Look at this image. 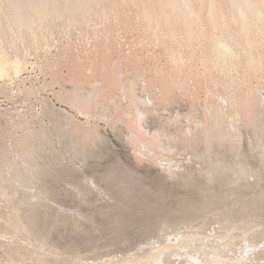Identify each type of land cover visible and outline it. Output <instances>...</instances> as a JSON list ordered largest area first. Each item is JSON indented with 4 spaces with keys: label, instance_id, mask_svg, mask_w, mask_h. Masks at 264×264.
Returning <instances> with one entry per match:
<instances>
[{
    "label": "rangeland",
    "instance_id": "obj_1",
    "mask_svg": "<svg viewBox=\"0 0 264 264\" xmlns=\"http://www.w3.org/2000/svg\"><path fill=\"white\" fill-rule=\"evenodd\" d=\"M148 2H151V1H148ZM148 2H147V4H149ZM127 4H129V2L123 3V5L126 6L125 7L121 3V8L124 7L123 9H125V8L128 9V11H127L128 14H126V9L123 10L120 8V6H117V8L115 7L116 12L118 10V7H119V10L121 9L120 12L121 11L125 12V13L121 12V15L124 14V16H122L120 18L121 20L124 19L123 20L124 23L119 21L120 20L119 17L121 16L119 10L117 12V14L119 13L118 14L119 16L117 15L116 17H118V18H116L114 16L116 14L115 9L112 11L113 8L110 5H107V3L104 5L102 4L101 5L102 7L100 6L97 8H99V9L101 8V10L107 9V11H108L110 8L108 9V8H103V7L105 5H106V7L110 6L112 8L110 11L113 12V14H114L113 18L115 20L117 19L120 22V24L117 20H116L117 22H115V21H113L114 19H112V20L109 19V18H111L110 15L112 16L110 11H109L110 14L106 12L108 14V15H106V13L103 12V10H102L103 13H100L99 11H101V10L98 9L97 12H99L98 13L99 15L95 14L94 15L95 17H93L92 21L90 20L89 16H93V15L91 14V15L87 16L88 19L86 18V21L88 22L90 20L87 23V25H90L89 23L92 22V24L90 26L94 27V28L90 29V30H92L91 31L92 34L96 31L94 33L95 35L94 34L93 35L97 36L96 35V33H98L97 31H99L100 34L102 32H104L105 33V34L103 33L104 35L103 34H101V35L98 34V35L105 36V37H100L101 39L103 38L105 40V42L103 39L101 40L99 37H97V38L92 37L90 30H88L89 27L87 25L83 27V25L86 24V22L83 23L82 26L78 22L79 27L83 28V29H80L78 27L81 30L78 32L76 30L78 28L72 27L74 24H77V23H74L72 26H69V27H67V25H66L68 23H65V22H64L65 26L63 25L64 24L63 22H62L63 24L61 22H60L61 24H58V25H61L63 27H61V26L59 27L58 25H56L59 27V29L64 28V27H66L68 30L71 29V32L67 30L68 31L67 34H69V35L73 33L74 29H72V28H75V30H76L75 33L76 32L77 33L83 32L82 34H85V32H86V34L89 35L87 32V30H88L89 33L91 34V36L89 35V37L86 36V34L85 35L79 34V35L83 36V37L81 36V38L79 39V35L77 33L76 34L73 33L72 37L69 36L71 38V40L68 37V41H70V42H66L67 39H65V37H67L66 36L67 34L65 33V31H64V33L66 35H63L61 31H60L61 33L60 32L54 33V31H56L55 30L56 27H54L55 28L54 30L48 31L49 33L51 32V34H49L46 30H44L49 34V37H52V36H50V35H52V33H53V36L55 34V36L52 37V39L48 37L49 39H51L49 41H48V38L46 39L47 36L45 35L46 37L44 36L43 38H44L45 42L47 41L46 43L44 41H43L44 42L43 43L40 40V42H42L45 45L49 42L47 44V46H50L49 45L50 43L54 44L53 46L51 45V48L48 47V49H46L47 46H45V49L48 52V54L45 50H43V51H45L46 53L41 50V46L43 47L44 45H42V43H40L37 39L34 40L35 38H33L32 36H31L32 38L30 36H28L31 38V39L30 38H28V39L30 41H33L32 46H31V43L28 42L27 37H25L26 40L21 39V40H19L20 42L18 41L20 44H24L26 47H24V45H22V47L20 48L19 44L17 42H15L19 46V47L17 46V48H18L17 52L20 51L19 54L17 53L19 59L17 57L16 58L18 60L22 59L24 61H22V60L18 61L19 67L21 68V69L19 68V70H21V71H19V73H17V75L8 74V76L6 75L7 77L5 76L6 78L1 77L2 79H0V163H2L4 158L9 159V157H11V158L13 157L14 161H12L13 159H11V162L14 163V167L16 166V168H18L20 171L23 169L22 171L26 172V173H23L24 176H27V175L31 176L32 175L31 171L33 169V166L35 167L33 169V170H35V172H36V168H37V171H38V169H42V170L44 169L43 161H41V159H40V158H43V157H41V155L43 153L47 152L45 154L46 158H48L47 156L50 155L49 159L51 160V158H52L51 154H53L52 152H54L53 157L57 156V160L59 162L62 160L61 164H62V162H65L66 165L72 163L71 165H68V166L70 167V170L72 168L75 169V172H73L72 171L73 169H72L71 171H67V174H66V171H64L65 168H63V166L65 167V165H64L65 163L63 165L60 164L61 167L63 168V172H64L63 174H57V175L53 174L51 177H48L46 179L44 178L43 180L38 178L36 181H33V179H30V178H34V177L37 178V175L36 176L32 175V177H30V178H29V176L25 177V178L30 179V181L34 182V184H37V182H38V186L37 185L35 186L33 184V186H35L37 188L32 186L33 191H31V190L29 191V189L28 190L24 189L25 191H22L23 189L22 190H20V189L23 187H21L22 185H20L21 188H19V187H18V189L14 188L15 189L14 193L12 192L13 190L10 191L9 189L7 190V188H6V185H8L7 187H9V184H7L8 182L6 181V179L7 178L9 179V176L11 174L10 171L6 172L8 175L7 177L5 176L4 172H3V174H2V172H0V175L1 174L4 175L3 177L0 176L1 178H4V180L1 178L0 179L5 181V182H2V184L7 182L6 185L5 184L3 185L4 186L3 190L6 189L8 191V193H7V191L5 193L6 195H8L7 197L8 198L14 197V195H16V194H18V195L21 194L19 196L16 195L14 197L15 199L13 198L14 199V201L12 203L13 205H11V203L9 205H7L8 198L7 197L5 198V196H6L5 194H4V198H3V196L2 197L0 196V219H1V221H0V264H133V263L134 264H167L169 262V260H170L169 264H173V263H171V260L173 261V258H174V264H176V263L180 264V262H182L183 264H201V261L202 262L204 261L203 264H205V262H207L208 264H230L228 262H232L231 264H264V242H262L264 240L263 239L264 234H262L264 232V225H261L260 227L258 226L261 223L260 222L258 224V222L260 220L262 221V223L264 222V201L259 204V203H257V200H255L253 198L255 195L256 196L260 195L259 193L262 190V188L264 187V183H263L264 182V166H261V163H262L261 156L264 154V149L261 147V144H263V140H264V134H263L264 128H263V132L261 134L263 136H260V134L258 135V132L262 131V130H260L262 128V126L259 128V131L255 130V129H258L257 126L259 127V125H257L256 128H255V125H254V127H250L254 124V123H252L254 121L253 118L257 117V114H253V113L258 112L261 115H262V113L264 114V111L259 112L260 108L261 109L264 108L263 107L264 106V104H263L264 103L263 102L264 101V98H263L264 97V87H261L264 85L262 84L260 86V84L263 83V80H264V66L262 67V65L264 64V62H263L264 61V55H263L264 53H261L260 52L261 50L258 51V49H262L264 47V43L262 44V42L260 40H258L260 37L257 38L256 42H254V45L258 47V49L256 51H258L259 55L262 54V56L260 55L261 57H258L257 56L258 54L255 50H254V52H256V53H253V55L255 54L254 56H256V60L258 58L262 59V57H263V59H262L263 61L261 59H260L261 61L258 59V61H260L262 63V64H258L262 68V73L260 72V75H258L259 71L258 72L256 71V70H259L260 68L253 71V69H255L256 65L254 64V66H250V65H248V63L246 64L245 61L243 62V60H241V58L238 57L239 54L233 56V58H234L233 60H235V58L237 57L236 58L237 63H236V61H234V63H236V66H235L236 68L234 67V70L232 69L233 68L232 66H234L235 64L233 63V60L231 58H228L229 60L227 59L228 63H226V60L224 61V63L229 64L232 60L231 63H233V64H229V68L231 67L230 73L232 72L235 75V78H236L235 79L234 75L232 73H231V75L230 74L225 75L226 72L228 73V71L225 70V69L228 70L227 65H224V66H227V67H224L223 66L224 63L223 64L220 63L221 64L220 65V64H217L218 61H216L215 64L213 63L214 61L212 62L211 57L209 58V56H210L209 52L206 51L208 49L207 46L205 48L206 50H204V48H203V47H205V44H204L205 42L200 43L199 41H195L197 43V44H195V42L192 41L194 44L191 42V45H189L190 42L186 43L183 40L181 41V38H179L178 35L176 34V32H177L176 26H175L176 32L173 31L174 30L173 27H174V25H176V23L173 24V22H175V21H173L175 18L173 17V14H171V13H173L172 11H170L171 13L167 12V13L171 14V15H169V17L172 16V17H170V18H172L171 19L172 21L170 19H168L169 17L166 18L167 21L170 20L172 22L171 23L169 21L170 23H167L169 25L171 24L170 27H168L167 24L164 23L165 22L164 21L163 24H164V26L167 27V29L166 30L163 29L164 26H162L163 24L161 22V24H162L161 28L163 27L161 29V32H162V30L167 31L170 28L169 30L171 32L175 33V36L173 37L172 40H169L167 37H165V31H163L161 34H163V36L165 37V40L163 38V40H161L163 42L160 43V41L157 42V40L163 36L160 35L161 36L160 37L158 35L159 37L157 36L158 37L157 40H156L157 37L155 38L153 36L155 39L152 38V36H151L152 33L148 34L149 29L147 30V28H146V30H144L146 23L145 22L143 23V21L141 20V17H139L140 16V14H139L140 10L138 8H136V5H134V4L130 3L133 7H131V5H127ZM150 5H152V4L150 3ZM150 5L149 6L146 5V6L151 7ZM127 6L128 7L130 6V9L127 8ZM134 6H135V8H134ZM152 7H153V5H152ZM131 9H133V10L135 9L134 10L135 12ZM129 10H130V12H129ZM136 10H137V12H136ZM131 11H133L135 15L136 14L139 15L138 16L139 20H140L139 23L137 22V21H139V20H137L138 19L137 15H136V17H137V19H136L134 14H132ZM129 13H131V15H132V17L129 16L131 18L130 19L131 21L129 20V18L127 19L125 17V15L126 16L130 15ZM97 15L98 16L104 15L103 18L104 17H106V18H104V20H102L103 18L100 16L99 18L102 21H98L99 18L97 17ZM133 16H134V18H133ZM94 18H96V20ZM47 20L49 23L52 22L50 19H47ZM105 20L106 21L108 20L107 21L109 23L108 25L106 24L107 22H105ZM94 21L95 22L98 21L99 24L101 23L100 25L97 23V27H99L105 23V25H103V27L105 26L107 28V33H106V31H104V29H106L105 27H104V29H103V27H100L98 29L96 27L97 30L93 31L95 29V26H96V25H94L95 24ZM126 22H127V24H125ZM129 22H133V23L131 25H129ZM197 22L201 23L202 21L197 20ZM110 23L114 24V25L116 24L117 26L116 25L110 26ZM51 24L53 25V23H51ZM133 24H134V26L135 25L136 26L134 27ZM172 24H173V26H172ZM194 24L198 25L197 23H194ZM204 24H206V23H204ZM92 25H94V26H92ZM196 25H195L196 28H200L199 27L200 24L198 27ZM226 25L227 24H225L224 26H226ZM74 26H76V25H74ZM118 26H119V28H118ZM138 26H140V27L144 26V27L141 29ZM171 26H172V29H171ZM203 26L205 27V25H203ZM110 27H115L114 29H116V30L113 31L112 30L113 28H110ZM227 27H229V25L226 26V29H227ZM49 28L47 27L45 29L48 30ZM52 28L53 27L51 26L50 29H52ZM85 28H86V31L84 30ZM130 28H132V30L134 29L133 32ZM59 29L57 28L58 31H59ZM100 29H101V32H100ZM108 29L112 30V31L110 30L111 32H109V33H112V32L115 33L116 31L117 32L119 31V32L118 33L116 32L115 34L114 33L109 34ZM231 29H233V28H231ZM82 30H84L85 32ZM122 30L123 31L125 30V31L123 32ZM141 30H142V32H141ZM200 30H202V29L200 28ZM62 31H63V29H62ZM144 31L148 32V33L146 32L148 34V38H149L148 40L151 41V38H152L151 42L147 40V37H146L147 34H145ZM139 32H141V33H139ZM150 32H152V31L150 30ZM230 32H232V30ZM57 33L58 34L60 33L59 36ZM135 33H136V35H135ZM142 33H144V34H142ZM106 34H108V35H106ZM139 34L142 36H140ZM235 34L236 33H234V36L237 37V35H235ZM75 35L77 38L72 39L75 37ZM143 35H145V36H143ZM230 35H231V33H230ZM230 35H229V38L233 37V35H231V36ZM114 36H116V37L114 38ZM129 36H130V39L132 38L131 40H129ZM150 36H151V38H150ZM176 36H177V38L180 39L182 44L180 41H177L178 39L175 40ZM9 37L10 38H8V37L6 38L7 42L6 41H5V43H4V41L2 42L4 44V45H2L3 49L8 48L10 42H14V41H12L13 37L12 38H11V36H9ZM56 37H58L57 39H58L59 43H58V41L55 42L56 39H54V38H56ZM87 37H88V39H87ZM94 38H95V40H94ZM85 39H86V41H85ZM108 39L109 40L111 39V40L109 41ZM123 39H124V41H122ZM140 39H142V40H140ZM153 39L155 41H153ZM231 39L234 41L235 38L233 37ZM22 40L27 41V43H24L25 41L23 42ZM73 40H75L76 42ZM80 40L82 42L79 44ZM89 40H91V41H89ZM99 40H101V41H99ZM114 40H115V42H114ZM168 40L173 41V42L169 43ZM232 40H231V42H232ZM235 40L238 41V38H236ZM34 41H38L41 46L37 42H34ZM52 41H54V42H52ZM84 41H85V43H84ZM174 41H177L178 44L175 43ZM258 41L262 45L258 44L259 43ZM262 41H264V39ZM152 42H153V44L151 45ZM231 42H229V43L232 45ZM6 43H8L7 44L8 46L6 45ZM35 43H37L40 47H38ZM105 43L109 46L112 44V46H110L111 48L108 46L110 48V49H108V47L106 46ZM114 43H115V46H113ZM173 43H175V45ZM198 43L200 44L199 45L200 48L198 47ZM236 43H239V42H235L234 45H237ZM241 43L243 44V42H241ZM11 44L12 43H10V45ZM92 44H94V45L91 47V49H92L91 50L90 46ZM148 44H149V47L147 46ZM155 44H157V45L160 44L159 45L160 47H158ZM256 44H258V45H256ZM95 45H96L97 49H96ZM184 45H185V47H184ZM206 45H208L207 42H206ZM259 45L263 46V47L260 48ZM60 46H62V47H60ZM165 46L167 48H165ZM180 46L183 49H181ZM190 46L192 47V51H187L188 47H189V50H191ZM10 47L11 46H9V49H11V51H12V49L14 47L13 48H10ZM34 47H37L38 51H41L40 52L41 54ZM52 47L55 51L52 49ZM93 47H95V48H93ZM113 47L116 48L115 51H114ZM163 47H164V51H162ZM195 47H197V49ZM231 47L233 48L234 46H231ZM235 47H237V46H235ZM235 47L233 48V50L236 49ZM257 47H255V49ZM39 48H40V50H39ZM59 48H61V49H59ZM143 48H145V49H143ZM253 48H254V46H253ZM3 49H2V51H3ZM171 49H173V51ZM176 49H177V51L181 49L180 50L181 52L180 51H178V52L180 54L183 53L185 56L182 54V55H180V57H178V60H179V61H177L178 64H176L177 58H175V56H174V58L176 59L175 60L172 57L174 60L172 58H171V60L175 61V63L173 62V64L174 65L176 64L175 66H172L171 65L172 61L170 60V57H168V55H169L168 53H170V56H172L171 53L174 55V53L177 52ZM195 49H196V51H195ZM263 49H262V52H264ZM6 50H8V49H6ZM13 50H14L13 52L16 54V52H15L16 46ZM57 50H58V52H57ZM78 50H80V52L83 51V54L82 53L80 54V52ZM90 50L92 53L96 52L97 56L95 54H91ZM103 50H104V52H103ZM198 50L201 51V54H199L200 52ZM202 50H204V51H202ZM8 51H9V53L11 52L10 50H8ZM125 51L127 52V54ZM170 51H172V52H170ZM236 51H237V49L234 52H236ZM3 52L6 54L5 50ZM34 52H36L37 54ZM178 52L176 54H178V56H179ZM191 52H193V53H191ZM194 52H196V53L194 54ZM203 52H204V54H203ZM205 53H208L209 55L205 54ZM15 54H13V53L11 54L14 57L11 56L10 54H9V56H7L8 54H6L5 56L8 57V59H11V57L15 58V56H17ZM49 54H51V55H49ZM103 54L106 56L107 60H106V58L104 59L105 56ZM236 54H237V52H236ZM71 55L72 56L74 55V56L72 57ZM101 55L104 57H102ZM195 55H197V57ZM200 55L201 56L205 55L204 56L205 59L207 56L208 57L207 59H210V61H211L210 65H212V63H213L216 67H213V70H212L211 67L213 65L210 66L208 64L209 61L202 59L204 57H201ZM37 56H39L41 62L43 60V63L40 62L41 65L36 62L39 60V58ZM47 56H49V58H47ZM78 56H79V58H78ZM90 56L93 58H98V59H92ZM100 56L102 57L103 62L100 61L101 60ZM187 56H190V57L187 58ZM191 56L194 58H192ZM41 57H42V59H41ZM163 57L166 58V60ZM167 57L169 58V60ZM176 57H177V55H176ZM44 58L47 60H45ZM50 58L53 62L50 61ZM65 58L68 62L65 60ZM180 58H181L182 62L180 61ZM58 59H60L62 62L63 61L64 62L62 63ZM198 59H200V60L202 59L201 62H198V61H200ZM44 60H45V62H44ZM83 60H85V61H83ZM93 60H95V63L93 62ZM65 61L67 62V64L65 63ZM70 61H71V63L69 64ZM73 61H76L77 63L76 62L73 63ZM79 61H82V63ZM20 62H23V63H21V66H20ZM78 62H79V64H78ZM87 62L88 63L90 62L89 64L91 66L88 65ZM91 62L93 65L91 64ZM135 62H137V63H135ZM194 62H195V64H194ZM255 62H257V61H255ZM35 63H37V64H35ZM83 63L84 64L86 63V65H84ZM187 63H188V65H187ZM238 63H240V64L238 65ZM80 64H82V65H80ZM95 64H96V66H94ZM192 64H194L195 66ZM204 64H205V66H204ZM244 64H246L248 66H244ZM38 65H40V66L38 67ZM49 65H51L50 66L51 68L48 67ZM170 65H171V67H170ZM198 65H199V67H200V65H202L203 67H200V68L196 67ZM258 65H257V67H258ZM46 66H47V68H45ZM77 66H79V67L76 68ZM80 66H81V68H80ZM181 66H182V69H181ZM207 66H209L210 72L208 71V68H206ZM222 66H223V68L221 69ZM237 66H238V68H237ZM42 67H44V69L41 71L40 69H42ZM72 67H74L73 68L74 72H73ZM166 67H167V69H166ZM173 67H174V69H173ZM175 67L176 68L179 67V68H177L175 70ZM240 67H242V68L240 69ZM247 67H248V69L246 70ZM251 67L252 68L254 67V68L252 69ZM79 68H80V70H79ZM97 68H100L101 71ZM102 68L105 69L106 71L102 70ZM106 68H108V69H106ZM160 68H162L164 71L160 70ZM184 68H186V70ZM196 68H198V69H196ZM201 68L202 69L206 68L207 70L205 69L202 71ZM85 69H88V70H85ZM90 69H91V71H90ZM157 69H158V71H157ZM191 69L192 70L194 69L193 70L194 72L193 71L191 72ZM242 69H243V72L241 71ZM251 69L253 72L256 71L254 73V76L256 75L255 77H256L257 82L255 79H253L255 77L252 76L253 72L250 71ZM76 70H78L77 71L78 73L75 72ZM82 70H84V71H82ZM113 70H114V73H116L117 75H115V74L113 75V72H112ZM150 70H151V73H153V72H155V73L149 74ZM170 70L173 72H170L168 74V72ZM188 70H190V71H188ZM196 70H197V72H196ZM221 70H222V72H221ZM232 70L237 71V74H235ZM238 70H240V72ZM71 71L73 74L71 73ZM79 71H82V72L79 73ZM88 71H89V73H88ZM160 71H161V73H160ZM181 71H183V73H181ZM207 71H208V73H210L209 75H208ZM223 71H225V72H223ZM85 72L87 74H84ZM97 72H99V73H97ZM106 72L111 73L110 76H108L109 73H108V75H106L107 74ZM214 72H216V73H214ZM101 73H102V75H101ZM177 73H179V74H177ZM201 73L204 74V75L202 74L203 77L204 76H206V77H204V78L201 77L202 76ZM221 73H224V74H221ZM242 73L246 74L247 80L250 83L246 80L245 74L243 75ZM82 74H84L86 76H83ZM89 74H91V75H89ZM160 74H162L164 77L161 76ZM190 74L194 75V76L191 77V76H189ZM139 75H141V76H139ZM142 75H143V77H142ZM168 75H169V77H170V75H172V76L169 78ZM176 75H177V77H176ZM197 75H199V76L201 75V76L199 77ZM214 75H217L216 76L217 78L214 77ZM236 75L239 77H237ZM79 76H81V77H79ZM90 76L92 79L94 77L93 81H95V82L92 81ZM102 76L107 77V78H104ZM111 76L113 78H111ZM146 76H148V77H146ZM160 76L162 78H160ZM207 76H209V77L207 78ZM258 76L261 77V79H259ZM84 77H85V80H84ZM114 77H116V79ZM167 77H168V79H167ZM172 77L173 78L176 77V79L174 78L175 79L174 80V79H172ZM178 77H182V78H178ZM184 77H186L185 80H183ZM194 77H195V80H197V83H199L198 85H200V84L203 85L205 83L204 84L205 86L200 85V87H201V89H200V87L196 84V81L194 82ZM228 77H229V79H228ZM230 77L232 78V80ZM79 78H80L81 83L79 81ZM95 78L97 80H95ZM201 78H202V81H201ZM210 78H212V80H214L215 82L210 80ZM5 79H7V80H5ZM113 79H114L115 83L113 82ZM164 79L165 80L167 79V81L165 82ZM217 79H219L220 81ZM234 79H235V81H234ZM241 79H244L245 83L242 82ZM71 80H73V81H71ZM88 80H90V81H88ZM205 80H206V82H205ZM216 80H217V82H216ZM236 80L238 82H236ZM240 80H241V82H240ZM259 80L260 81L262 80L261 83ZM84 81H87L88 85ZM169 81H171L170 82L171 85L169 84ZM185 81H187V82H185ZM207 81L210 83H208ZM223 81H226V82H223ZM72 82H74L75 84H73ZM190 82H191V84H190ZM212 82H214V83H212ZM220 82H222V83H220ZM227 82H229V83L232 82V83H230V87H229L230 90H232V89H233V91H234V89L237 90V92H235L236 90L234 91L235 96L239 92H241L242 90L244 91L245 87L251 86L254 88V86H257V87L260 86L259 90H256V89H254L255 91L253 90L256 93H254V92L251 93L250 90H252V88L251 89L246 88L248 91L245 90L248 93L250 92L251 94L258 96L257 99L261 105L257 104V103H254V105L257 104L259 110H257V112H255L257 106L255 107L253 105L254 99L257 100L256 99L257 96H255V98L253 97L254 98L253 99L252 95L249 94L253 100L251 99L252 101L250 100L248 102V100L250 99V96L246 92H244L245 98L247 95L249 97V98L248 97L246 98L248 104L250 103L251 105H253V107H252L253 109L252 108H250V109L254 111V112L250 111L248 108L246 110V112L248 111L250 113H248V115L245 114V111H244L245 109L243 108V106L246 104L245 108H247V102L246 101L242 102L244 104L241 106L240 104H242V103L239 102V104H238V100H237L239 98H242L241 96L239 97V95H237L238 97H236V99H235V97H233V95H234L233 94L230 97L229 95H230L231 91H229V89H228V91L227 90L225 91V89H227L229 86L228 85L229 83L227 84ZM233 82L236 83L237 87H235V84ZM79 83H80V85H82V88H80L82 92L80 91L79 93H77L76 91L80 90V89H78V87H81V86H79ZM82 83H84V84H82ZM108 83H112V84H108ZM164 83H167V85ZM91 84H94L93 86H95V87L89 86ZM163 84H164V87H166V88L168 87V89H166V88L164 89V87L162 86ZM184 84H186L188 86V90H187L186 85H184ZM195 84H196V86H195ZM225 84L228 85L227 88H225ZM108 85L109 86L112 85V86L107 87ZM113 85H114V87H113ZM217 85L222 87L223 90H222V88H220ZM76 86H78V87H76ZM170 86H172V87H170ZM175 86L177 87V89ZM183 86H185V88H183ZM193 86L196 88H194ZM208 86L209 87L211 86L209 89H211V88L213 89V90L212 89L211 90H212V93L215 92V93H213V94H215V96L213 94H210L211 90L207 89ZM238 86H240L241 88L240 87L238 88ZM96 87L100 90H102V89L103 90L97 91ZM169 87L171 88V90ZM178 87L180 90H178ZM213 87H215V89ZM203 88H205L207 90V92L205 89H204L205 90L204 91ZM83 89H86V90H83ZM182 89H184V90H182ZM238 89H240V90H238ZM162 90L163 91L165 90V91L163 92ZM222 91H224V92H222ZM243 91L241 92L242 96H243ZM259 91H261V95H260ZM83 92L88 94L87 97L85 96V98H87L88 100L85 99L86 102L83 104L84 107L83 106L80 107V105H81V104L79 105L80 97H77V98H79V99H77L79 103L76 100L78 106H77L76 102H74L75 101L74 97H75V95L84 96ZM94 92H95V94H96V92H97V94L100 92L101 93L98 95L93 94L94 97L90 96ZM165 92H166V94H165ZM205 92H206V94H205ZM226 92H228V93H226ZM80 93H83V94H80ZM203 93L206 96L203 95ZM245 93L247 95H245ZM219 94H221V95H219ZM207 95H209L210 97ZM225 95L229 96L230 99L228 97H226V99H222ZM95 96L96 97L98 96V97L96 98ZM219 96L221 98H218ZM260 96H261V98H260ZM208 98H209V100H208ZM227 98H228V104L226 107L225 101L227 102ZM245 98L243 99V101L245 100ZM75 99H76V97H75ZM233 99H235V100L233 102H230V104H229V100L232 101ZM219 100H220V103H218ZM239 101H241V100L239 99ZM236 102L238 105L236 104ZM231 103H233V104L235 103L234 106H232L233 104L231 105ZM74 104H75V106H74ZM76 106H77V108L78 107L79 108L77 109ZM213 106L214 107L217 106L218 110H219V107L222 108V109L220 108V110H222V111L224 110L221 113H223V115H224L223 117H225V121H226V118L228 119L230 116L236 117L238 115L235 118L236 120L235 119L233 120L234 117L232 118L233 122L230 121L229 119H228V121H226L227 124H229V125H231L234 122H235L234 124H236L237 122H239L240 125L242 123L244 124L246 120H247V122L250 120L248 118V117H250V114L251 113L253 114V117L252 116L250 117L252 122L249 121L252 124L250 125V123L248 122L250 126H247V128L250 127V129L249 128L247 129L249 133L248 132L246 133L247 130L245 128L246 125H248V123L246 125H244L245 127H243V125H242V127L246 130L245 131L243 128H241L243 130H241V129L240 130L243 133L240 132V130H238L240 128L239 127L240 125H238V123H237L238 126L234 125L235 127L237 126L236 128L239 127L237 129L240 132L239 134H238V131L237 132L235 131L236 129L232 124L233 132H236L237 133L236 137L239 138V140L237 139V142H238V143L236 142L237 144H235V142H233V143H234V145H236V146L238 145L240 147L238 148V146H237V148H232V146L234 147V145L232 144L231 140H229V142H231V143L228 142L229 138L225 139V141L227 140V144L225 141H224L225 144L224 143L223 144H224V146L227 145V147L230 149L231 148L236 149V150L246 149L244 151V153L245 152L247 153V151L249 149L250 150L252 149L251 151L249 150V152H251L253 154L252 155L250 153V155L252 157L251 163L255 167H256V165L260 166L259 169L257 167L258 171L261 169L260 170L261 172L259 171L261 173L260 177L258 178V180H256V181L254 180L255 182L253 181L254 187H255L254 190L253 189L251 190L250 188H248L249 187L248 185H249L250 181H252V180H250V179H249V181L248 180L247 181L241 180L242 182L240 181L241 183L238 184L239 187L238 186H236V187L232 186L233 187L232 192L235 195H239V196H241V198H243V197L244 198H243L242 202L234 203V204H237L233 207L234 210L228 206V208H231V212L227 209H225L226 211H224V207L222 208L223 209L222 210L220 208L222 206H219L218 208L221 209V211H222V212L220 211V213H219V210L218 209L216 210L217 206H212L211 210L208 211L209 213L208 214L205 213L207 216L206 215L204 216L203 215L204 213H203L201 215L202 217L200 216L199 220H198V216L194 217L195 219L197 218L198 222L192 220L193 223L188 222V224L185 225L186 222H185V220H183V224L181 222L182 225H180L179 224L180 221H177V222L175 221V223H174V221L168 220V221L174 223L173 226H175V225H177V226L179 225V226L173 227L172 230H174V231H170L171 228L169 229L167 227H164L166 229H164L163 227L162 228L156 227L158 229L154 230V232H152L153 230L150 232L146 231L147 233L143 232V233L147 234V235H143V236L149 237L150 238L149 240L144 238L142 236V234H138V233H141L142 231H139L137 229L132 230L133 233L129 232L126 234L127 235L126 238H128V239L124 238V240H122V238L126 236V235L124 236V234H123L121 241L118 240V237H120V235H117L118 236L116 238L117 240H115V236L112 235L113 232H110V231L108 232L107 229H104L105 223L103 222L104 219H106V216H107L106 213L109 210L115 209V202H114V200L113 201L111 200L112 199L111 196H109L108 194L106 195L105 191L107 190V188H106L105 183H103V175H105L108 168H110V167L116 168L117 166L118 167L120 166V167L124 168V169H122V168L121 169L126 171V172L130 169L128 172L131 173L134 176V178H136V180L139 177L138 181L142 180L140 183L143 182L142 185L144 187H146V188L150 187V189L155 190V191L160 189L159 191L163 192L162 195H159L158 199H155L153 195H149L148 198L155 203H160V204H163L166 206L174 205L176 203L177 197H179L180 195H181V197H179L180 199H182V197L184 198L185 196H187L188 198L186 197L184 199L190 198V196H191L190 193L191 192L193 193V190H192V188L191 189L189 188L190 190H192L189 193L190 190L188 189V187H186L188 190L185 189V186L182 184V182L185 181L184 179H187V182H189L188 179H190V182L188 184L191 185V184H195L196 181H199V182L202 181V183L204 184L207 182V180H209V179H211V177H213L212 178L213 180L211 179V180H209V182H212V185L215 187L213 189H211L212 186L209 184V182H207L209 185L207 183H206L207 185L205 184L206 187L209 186L211 190H214L216 188V185H219L218 184L219 182H217L218 179H216L215 176L212 175L209 177V179H207V176H208L207 171L210 168L207 163H208V161L210 162V158H212L213 153H214L213 155L218 156L219 154H216V152L217 153L225 152V151H222L225 149L227 152V151H230V149L227 150L228 148L227 147L225 148L223 146V144L220 143L221 141H217V138L215 139L216 136L212 137L213 140H211V141L208 138H207L208 141L205 140L206 139L205 136L207 135V132L205 134H203L204 131H206L204 129L205 128L204 125L206 123H204V122H206L207 120L205 121L204 118L205 117H206L205 119L209 118V116L213 115L214 112L217 111L216 109L215 110L212 109V112H211L210 108H214ZM224 106L226 107V109ZM237 106H239V107H237ZM240 106L244 110H241ZM259 106H261V107H259ZM202 107H203V109H202ZM204 107L206 110L204 109ZM217 107H215V108H217ZM248 107H250V105ZM227 108L231 109L230 114H233V115L229 114V111H228L229 109H227ZM202 110H204V111H202ZM225 110H226V114H225ZM234 110H235V112H234ZM131 111L134 113L135 116L133 115V113ZM209 111H210L211 115L209 114ZM81 112L84 114L82 115ZM206 112H208V113H206ZM217 112H215V113H217ZM227 112L229 115L227 114ZM238 112H241L240 113L241 115ZM127 113H130V115ZM204 113L207 116H204ZM221 113L219 111V115ZM141 114H142V116H141ZM260 114H258V118L262 119V116L259 117ZM131 115H133L135 117V119L133 118V120H132ZM138 115H140V118ZM225 115H227L228 117H226ZM242 115L243 116L246 115V118H248L249 120L246 119L245 116H244V118H245L244 119L242 117ZM130 119L132 122L130 121V123H129L128 120H130ZM139 119H140V123H139ZM134 120L137 121L139 124L137 122L135 124ZM221 120H222V117H221ZM225 121H223V123H225ZM228 122H231V124ZM262 122L264 123V121H262ZM124 123H126L127 125L128 124L130 125L133 123L131 125V127L128 126L129 129L131 128L130 130H133V131H130L129 129H127L128 127L126 124L124 125ZM202 124H204V125H202ZM256 124H257V122H256ZM225 125H226V123H225ZM262 125L264 127V124H262ZM132 126L134 128H132ZM177 126L179 127L180 130L177 129L178 128ZM197 127L199 129H197ZM136 128H137V131H136L137 134H135ZM181 128L184 131H181L182 130ZM251 128L252 129L255 128V129L252 130ZM42 130H46V132H47V133L45 132V134H47L46 137L42 136L41 133L44 134V131L42 132ZM53 130L57 134H54V132H52ZM48 131L50 133H48ZM139 131H141L143 136L146 137V139H145V137L142 136V139H141L142 145H141V143H139L140 137L138 136V134L142 135L139 133ZM199 131L202 133V136H201V133ZM24 132H25V134H27L29 132L32 135L29 134L31 136L27 137V135L25 136ZM39 132L44 139H46V138L52 139L53 138V140H55V141L47 140V139H46V141H48V142L52 141L50 143H52L54 146L52 144H50L52 146H49L48 143L45 142V140H43V138L40 137V135L38 134ZM51 132L53 135H52V137L51 136L49 137L48 135L51 134ZM177 132H179L180 135H185V134L186 135L180 137V135ZM184 132H185V134H184ZM250 132H252L253 134ZM210 133H212V134H210ZM210 133H208V136L214 135L213 134L214 131L210 132ZM34 134H37L39 136V138L45 142L44 143L42 141L45 144V146H44V144L41 145L42 143L39 144L41 141L39 139H37L38 136L34 135ZM240 134L242 135V137ZM248 134L249 135L251 134V135L249 136ZM254 134H255V136L263 137V140H261L262 138L256 137L257 143H255L256 140L252 141L254 138V137L252 138V136H254ZM22 135H24V136H22ZM56 135H58V136H56ZM132 135H133V138H132ZM19 136H22V138H19ZM33 136H34V138H36V139H34V141L38 140V144L40 145L39 148H37L39 146L38 144H36L37 141L34 142L33 139H31V137L33 138ZM54 136H55V138H54ZM137 136L139 137L138 142H137ZM208 136H206V137H208ZM248 136L252 140L250 138H248ZM185 137H186V139H185ZM243 137H246V138H244L245 139L244 141L242 140ZM17 138H19L21 140V142ZM24 138H26V139L30 138L29 140L33 141L31 143L29 141V143H26V144L30 145V144L34 143L33 146L30 145V147L32 146L31 148H33L32 150L30 147L27 146L30 149V151H29V149H28V152L26 151L27 154L29 152L33 151L34 149L36 151L39 150V152H37V153H35V151H34L33 152V153H35L34 155H32L31 153L29 155H25V152H23L25 150V148L23 149L22 148L23 146L21 147L23 149V151H22L23 156L25 155V156L30 157V158L29 157H27V158L30 159V161L28 160V162L31 163L32 167L29 165L30 163L28 164L27 159L24 156L27 164L30 166L31 171H30V169L25 168V167L29 168V166L28 165L25 166L26 163L23 161L24 160L23 156L22 157L19 156V155H22V152H19L18 151L19 148L15 146L18 142H20V143L28 142V139L27 140L25 139V141H24ZM16 139L18 142L15 144ZM203 139H204V141H203ZM210 139H211V137H210ZM248 139H250V141L253 142L254 144L258 145V143H259V145L257 146L259 149L257 148L258 150H255L256 148H254V147L256 145L252 146L253 143L250 144L251 142L249 143ZM212 141H215V142L217 141V142L212 143ZM71 143H72V145H71ZM203 143H206V145L207 146L209 145L210 147H207ZM217 143H219L220 147H218ZM228 143L231 144L232 146L230 145V147H229ZM246 143H248V144H246ZM18 144H17V146H18ZM26 144L24 145V147H26ZM136 144L141 146L142 149ZM34 145L36 146L35 148H34ZM69 145L74 147V148L72 147L73 148L72 151H71V146H69ZM135 145L137 147H135ZM19 146H20V144H19ZM157 146H159V147L162 146V148L160 149ZM262 146L264 147V144ZM155 147L158 148V151ZM205 147H207V149ZM221 147H223V149ZM40 148H41V150H40ZM152 148H155V149H152ZM47 149H48V151H46ZM143 149L144 150L147 149V152H148V150H149V152L153 150L154 152L152 151V153H155V154L153 155L151 152L150 153L148 152L149 154H147L146 151H144ZM232 149H231V152L234 151ZM74 150L77 152V153H75V155L73 154V152H75ZM141 150H143L144 152ZM209 150L212 152V154ZM213 150H215L216 152ZM14 151L17 155L13 153ZM17 151L19 152V154L17 153ZM43 151H45V152H43ZM140 151L143 153H141ZM208 151H209V154H211L209 156L210 157L209 159H208V153L205 154V152H208ZM136 152H138V153H136ZM231 152L230 153L228 152V155L232 154ZM249 152H248V154H249ZM40 153H42V154L40 155ZM145 153L147 154V157H146ZM156 154L158 156H156ZM260 154H261V156H260ZM15 155L18 156V158ZM45 155L43 154L44 157H45ZM58 155H59V157L62 156V157H60L61 160L59 159ZM148 155L150 158H148ZM197 155H198V157H197ZM63 156L65 157V159ZM15 157H16V159H15ZM155 157H156V159H155ZM19 158L22 159L21 160V161H23L22 164L19 162L20 161ZM152 158H154V159H152ZM67 159H68V161H67ZM15 160H16V162H15ZM57 160L55 159V161H57ZM163 160H164V163H163ZM39 161H41V162H39ZM18 162L21 165L20 167H22V165L25 164V165H23L22 169H20ZM32 162L34 164H32ZM38 163H40V165L43 167L38 168L40 166ZM36 164L38 165L37 167H36ZM61 167H59V169ZM118 167H117V169H118ZM24 168L26 171L24 170ZM68 168H67V170H68ZM205 169H206V172H205ZM28 170L31 173H29ZM42 170H40L39 172H41ZM27 172H28V174H27ZM68 172H70V174ZM37 173L38 172H36L35 174H37ZM204 173H206V175H203ZM82 175H84V176H82ZM203 177H205L207 180H204L205 178H203ZM179 178L182 182L179 180ZM181 178H183V180ZM199 179L200 180L202 179V180L200 181ZM192 180H193V182H192ZM91 182H92V184H91ZM243 182L245 184H246V182L247 183L249 182V183L245 187H242L241 184L243 185ZM80 183H81V185H80ZM2 184L0 182V187ZM102 184H104V187ZM196 184H197V182H196ZM251 185H253V184H251ZM40 186H41V188H40L41 193L45 194L44 197H43V194H41L39 190L37 191V189ZM87 186H88V188H87ZM196 186H198V184ZM14 187L17 188V185ZM9 188L12 189L11 187H9ZM83 188H85V189H83ZM156 188H158V189H156ZM1 189H2V187L0 188V193L3 194V191ZM16 190L17 191L20 190V191H18V193H15ZM249 190H251V192ZM27 191H29L30 193ZM102 191H104V192H102ZM10 192H12L14 195ZM19 192H21V193H19ZM23 192H25L24 193L25 196H23ZM242 192H243V194L240 195V193H242ZM28 193L30 195L33 193V196L36 194L37 197H38V194L39 195L41 194L42 197H41V195L39 197H41L43 199H41L39 197L37 198L36 196H34V198H35L34 199ZM26 195L28 197H26ZM46 195H48V196L45 197ZM104 195H105V197H104ZM21 196H22V199L24 200L23 201L24 204L26 201V205H24L26 207L22 208L23 203H22V205H21V203L19 204V205H21V211L20 210H19L20 212L17 211V214L19 212V216H17L16 219L18 220V217L22 218V216L20 215L23 212L22 209L25 210L26 208H28L27 206H29L30 204H31L30 209L28 208L30 211H28V209L25 210L24 211L25 214L23 212V214H24L23 217L24 216H26V218L28 216L31 217L33 215V213L35 215L36 212H34V211H36V210L38 213V215H35V217L38 216V218L36 217L37 219L35 218L36 219L35 221H33L34 215L32 216L33 220H31V218H28L29 220L27 219L26 221L23 218L21 219V220H23V221H21V222H23L22 226L26 223L25 227L23 226L24 229H21V228H23L20 225L21 223H18L17 225H15V223H17V220L15 218L12 217L13 219L16 220L15 223L13 222V220H10L11 219L10 215H12V216L15 215L14 213H13L14 215L11 214L12 212H14V211H11L14 208L13 206H15V204L18 203L19 200H21L19 202H22V199H19ZM108 196H109V198H108ZM1 198H3V200ZM27 198L28 199L32 198L30 200L33 203H30V200L27 201ZM45 198H48V200ZM179 198H178V200H180ZM5 199H7L6 203L4 202ZM44 199L47 201H45ZM35 200H37V201L39 200L38 203L36 201V203L38 205L35 203ZM40 200H41V202L43 200V202L41 203ZM110 200L112 201L113 205H112V203L110 204ZM15 201H16V203H15ZM11 202H12V200H11ZM27 202H28V204L29 203L30 204L27 205ZM4 204H5V206L6 205L9 206V210L13 207L10 210L11 212L8 209H6V208H8L7 206H6V208L4 207ZM35 205H37L39 207H37ZM45 205L46 206L48 205V208ZM10 206H11V208H10ZM32 206L36 207L37 209L34 210ZM38 209H40V210L38 211ZM27 211L29 213L30 212H33V213L32 214L30 213V215H29V213H27ZM223 211L226 213H227V211H229L230 213L228 212V214H232L233 212H240L244 216H246V218L243 217L246 220H250V219H253L254 221L258 220V222L256 221L258 225L255 222H253L252 223L253 226L256 224L255 225L256 227H253L252 224H250V226L248 228L247 226H241V225H237L234 223L235 224V227H234L233 222L230 223L232 221L231 218L232 219L242 218V215L240 213H238L239 216H237V217L229 216L228 214H226V217L224 216L225 219H227V217H228V219L225 222H224L225 219L222 220V223L225 224L228 220H231V221H228V223H226V224H230V226H228V225L224 226L221 223H219L220 225H218V219H219V217H221V215L224 214ZM217 212L219 214H217ZM8 214H9V216H8ZM27 214H28V216H27ZM77 214L79 216H76ZM16 215L14 217H16ZM74 215H75V218H73ZM80 215L84 218L83 219V220H85L84 223H83ZM6 218L9 219L15 225L14 228H17L16 226L20 225L19 228L23 232L19 231L18 228L15 230H18L19 233H17V231L15 232V230L12 229L13 224L11 223L10 227H9L8 224L10 223V221L5 220ZM78 218H80V219H78ZM85 218H87V220ZM72 219H74L73 221L78 222L79 230L75 231V229H73ZM89 219L91 220V223H90V221H88ZM206 219H208V221ZM209 219L210 220L212 219L214 221L209 222L210 221ZM79 220H81L82 222L79 223ZM61 221H67L68 223L62 224ZM192 221H190V222H192ZM201 221H202V223H201ZM5 222H7V223H5ZM18 222H20V220H18ZM216 222H217V224H216ZM211 223H213L212 225H214L215 227H213V226L211 227V225L208 226ZM31 224H36L38 227L42 226L41 228L39 227L41 232L39 231V229H37L39 232L34 234V232H32V229H31V226H32ZM221 225H223V226H221ZM6 226H8V227H6ZM27 226H29L28 228L30 230L27 228ZM203 226L207 227L208 229L206 228L205 231H203V229H204ZM251 226L253 228L252 230H255L254 228L257 229V227H259L260 229L262 228L263 230H259V228H258L257 233L254 232V235H253V233H252L253 231L251 230V232H250ZM8 228L9 229L11 228V229L9 230ZM174 228H176V229H174ZM160 229L161 230L163 229L162 231L168 229L169 231H167L168 233L164 232L165 235L162 233L164 235L163 236V235H161L162 231ZM10 231L14 232V234H12V232H10ZM134 231H137V232L139 231V232L135 233ZM156 231H161V232L158 234ZM261 231H262V233H261L262 236L259 235ZM11 234H12V236H11ZM153 234L155 235V238H157L156 235H158V238H157L158 240L156 239V241H155ZM150 235H152L151 236L152 238L150 237ZM159 235L161 237H159ZM227 237H228V239H227ZM224 238H226V239H224ZM125 239H126V241H125ZM145 239L148 240L149 242H150V240H153L154 244L152 243V241L150 243L148 241L145 242ZM222 239H224V240H222ZM226 240H228V242H230L231 244L229 243L230 244L229 245L228 243H226L227 242ZM221 242L223 245V246L222 245L221 246L223 248L220 247V245H219L220 248H218V246H217L218 251H220V249L222 248L221 252H220L221 254L219 252L217 254L216 253L217 249H215L214 247L217 244H221ZM137 243H139L140 246L143 245L142 248L138 247L139 248L138 249ZM147 243H149V245L153 244V245H151V247L148 246V248H149L148 250L146 248H144V244H147ZM224 243L231 246L230 247V249H232L231 253H233V255H232L233 257L231 256L232 258H230L229 255L225 254V252L227 253L228 250L224 251V249H228L229 246L224 244ZM39 244L40 245L45 244V245L49 246V248L45 245H43V246L41 245V247H40ZM176 244L179 246H177ZM96 245H98L99 247H97ZM37 246H39L40 248ZM44 246L47 248H45ZM224 246H227V247H224ZM42 247H44V249H42ZM51 247L53 249H51ZM40 249L43 250L44 252L42 251V253H41ZM93 249H95V250H93ZM164 249H165V253H163ZM230 249H229V251H230ZM212 250H214V251H212ZM222 250H223V253H222ZM92 251H95V252H93L94 255L92 254ZM166 251H168L169 253ZM212 253L217 254V255H213ZM231 253H230V255H231ZM158 254L159 255L162 254L161 257L163 259L165 256L167 257L169 254V256L167 257V258H169L168 260L165 257L166 258L165 260H167L166 261L167 263H163V262L155 263L154 259H152V258L157 257ZM69 255H70V257H69ZM74 255H77V257L78 256L79 257L77 258ZM81 256H83L84 258H81ZM71 257L74 259H72ZM75 259H76V261H75ZM72 260H73V262H72ZM176 260L178 262L175 263Z\"/></svg>",
    "mask_w": 264,
    "mask_h": 264
},
{
    "label": "bare ground",
    "instance_id": "obj_2",
    "mask_svg": "<svg viewBox=\"0 0 264 264\" xmlns=\"http://www.w3.org/2000/svg\"><path fill=\"white\" fill-rule=\"evenodd\" d=\"M148 1H151V2H148ZM126 2H129V4H127V5H131V4H134V5H136V8H138L139 10H140V16L139 15H137V17L139 16V17H141V20L143 21V23L145 22L146 24H145V29L144 30H146V28H147V30H148V32L147 31H144L145 32V34H150V33H152L151 34V36H152V38H156L158 35L160 36V35H162L163 36V34H161L163 31H165L166 29H167V27L166 26H164V24H163V22L165 23V24H167V23H170L172 20V18H170V17H172V16H170L169 17V15H171V14H173V17L176 19H174L173 21H175V22H173V24L174 23H176V25H174V30L173 31H175L176 32V30H177V32H176V34L178 35V37L179 38H181V41L183 40L184 42H186V43H188V42H190L189 43V45H191V42L192 41H199L200 43L202 42H205L204 44H205V47H203L204 48V50H206L205 48H206V46H207V52H209V54H210V56H209V58L211 57V59H212V62L215 64V62L216 61H218L217 62V64H223L224 63V61L226 60V63H228V58H231L232 60L234 59L233 58V56L234 55H238V57H240L241 58V60H243V62L245 61V63L247 64L248 63V65H250V66H254V64L256 65V67H255V69H253L252 67V69H253V71L254 70H256V69H258V68H260L259 70H256L257 72L259 71V73H258V75H260V72L262 73V68H261V66L260 65H258V64H262L260 61L263 59V57H262V59L260 60L258 57H261L262 56V54H260L259 55V53H258V51L259 50H261L260 52L261 53H264V52H262V49L264 48L263 46H260V45H262L263 43H264V41H262L263 39H264V0H0V79H2L1 77H3V78H6L7 76H8V74H14V75H17V73H19V71H21V70H19V62L18 61H21V60H18L19 58H18V55H17V53L19 54V52L20 51H18L17 52V50H18V48H17V44L15 43V42H17L18 44H19V46H20V48L22 47V45H24V44H20L19 42V40H21V39H25V37H27V39L28 38H30L31 36L33 37V38H35L34 40H38L39 42H40V40L43 42L44 41V36L46 37V39L49 37V34H51V32L49 33L48 31H51V30H54L55 28L54 27H56V31H54V33H56V32H62V34L63 35H66L67 34V32L68 31H70L71 32V29L70 30H68L66 27H64V28H60L59 29V27L61 26V25H58V24H61L62 22L64 23H68V24H66L67 25V27H69V26H72L74 23H77L78 24V22H79V24L82 26V24L83 23H85L86 22V24H84L83 25V27L84 26H86L87 25V23L91 20H93V17H95L94 15L95 14H98L99 12L100 13H103V12H107V13H109V11L112 9V11L115 9V12H116V8H117V6H120V8H121V3H122V5H123V3H126ZM147 2L149 3V4H147ZM107 3V5H110L109 7H106V5L103 7V8H110L108 11H107V9H105V10H103V12H102V10H101V8L99 9V8H97V7H100L102 4L104 5V4H106ZM131 3V4H130ZM150 3L153 5V7H152V5H150ZM151 6V7H147V6ZM123 6H125V5H123ZM138 6V7H137ZM102 7V6H101ZM116 7V8H115ZM126 7V6H125ZM131 7H133L132 5H131ZM124 8V7H123ZM123 8H121V9H123ZM127 8H129L130 9V6L128 7L127 6ZM134 8H135V6H134ZM101 10V11H99V12H97V10ZM120 9V10H121ZM126 9V8H125ZM125 9H123V10H125ZM137 9V10H138ZM118 10H119V7H118ZM118 10H117V12H118ZM120 10H119V12H120ZM131 10H133V9H131ZM135 10V9H134ZM133 10V11H134ZM137 10H136V12H137ZM127 11H128V9H126V14H128L127 13ZM133 11H131L132 12V14H134V12ZM170 11H172L173 13H171ZM111 12V11H110ZM117 12H116V14L114 15L113 14V12H111V14H112V16L110 15V17L111 18H109V19H114L113 17L115 16H117L118 14H117ZM121 12H124V11H121ZM121 12H120V15H121ZM129 12H130V10H129ZM139 12V11H138ZM167 12H170L171 14H169V13H167ZM106 13V15H108ZM125 13V12H124ZM93 15V16H89L90 17V20L87 22L86 21V18L88 19V15ZM110 14V13H109ZM130 15H128V16H126L125 15V17L128 19L129 18V20L131 19L129 16H131L132 17V15H131V13H129ZM99 15V14H98ZM97 15V17L99 18L100 16H98ZM114 15V16H113ZM136 15L134 14V16H135V18L137 19V17H136ZM168 15V16H167ZM103 16L104 15H102L101 17L103 18ZM119 16V15H118ZM122 16H124V14L123 15H121L120 17H119V19L122 17ZM134 16H133V18H134ZM108 17V16H107ZM139 17H138V19L137 20H139ZM167 17H169L168 19H170V20H168L167 21ZM92 18V19H91ZM104 18H106V17H104ZM104 18L102 19V20H104ZM116 18H118V17H116ZM47 19H50L49 21L51 22V23H53V25L51 24V23H49L48 22V20ZM95 20H96V18H94ZM123 19V18H122ZM102 20H100V18H99V20L98 21H102ZM110 20V21H111ZM117 20V19H116ZM115 19L113 20V21H115V22H117ZM124 20V19H123ZM123 20H119V21H121V22H123ZM197 20H199V21H202L201 23H199V22H197ZM95 22V24L94 25H96L95 26V29L93 30V31H95V30H97L98 28H100V27H103V25H105V23L104 24H102L101 26H99L100 24H99V22ZM108 21V20H107ZM106 20H105V22H107ZM118 21V22H119ZM126 21V20H125ZM131 21V20H130ZM167 21V22H166ZM170 21V22H169ZM61 22V23H60ZM93 22V23H94ZM112 22V21H111ZM128 22V21H127ZM127 22L125 23V24H127ZM134 22V21H133ZM133 22H129V25H131ZM138 23L140 22V20L139 21H137ZM136 22V23H137ZM161 22H162V24H161ZM206 23V24H204V23ZM62 23V24H63ZM65 23L63 24L64 26H65ZM97 23L99 24L98 26L99 27H97ZM113 23V22H112ZM124 23V22H123ZM142 23V22H141ZM142 23V24H143ZM172 23V22H171ZM194 23H197L198 25H196V24H194ZM51 24V25H50ZM77 24H74V25H76V26H72V27H76V28H78L79 27V24L77 25ZM90 25L92 24V22L91 23H89ZM107 25L109 24L108 22L106 23ZM119 24H120V22H119ZM118 24V25H119ZM122 24V23H121ZM141 24V25H142ZM173 24H172V26H173ZM199 24H200V26H199ZM225 24H227V25H229V27H227V29H226V26H224ZM56 25H58V26H56ZM90 25H87L88 27H89V29L88 30H90V29H92V28H94V27H91ZM94 25H92V26H94ZM106 25V26H107ZM111 25H114V24H111L110 23V26ZM116 25V24H115ZM114 25V26H115ZM138 25V24H137ZM140 25V24H139ZM161 25L162 26H164V28L163 29H165V30H162V32H161ZM171 25V24H170ZM170 25L169 24H167V26L168 27H170ZM195 25L198 27H200L202 30H200V28H196L195 27ZM203 25H205V27L203 26ZM51 26L53 27L52 29H50L51 28ZM117 26V25H116ZM121 26V25H120ZM133 26H134V24H133ZM136 26V25H135ZM134 26V27H135ZM172 26H171V29H172ZM175 26H176V30H175ZM231 26V27H230ZM49 28L48 30L47 29H45V28ZM61 27H63V26H61ZM87 27V28H88ZM91 27V28H90ZM96 27H97V29H96ZM105 27V26H104ZM104 27H103V29H104ZM133 27V28H134ZM138 27H140V26H138ZM144 26H142V27H140L141 29L143 28ZM204 27V28H203ZM225 27V28H224ZM57 28L59 29V31L57 30ZM66 28V29H65ZM80 28V27H79ZM76 29L77 30V32L78 31H81L80 29H83V28H80V29ZM106 28V27H105ZM110 28H113L112 30L113 31H115L116 29H114L115 27H110ZM118 28H119V26H118ZM122 28V27H121ZM128 28V27H127ZM137 28V27H136ZM229 28V29H228ZM231 28H233V29H231ZM62 29H63V31H62ZM65 29V30H64ZM72 29H74L73 30V33H75V28H72ZM123 29V28H122ZM131 30H132V28H130ZM135 29V28H134ZM133 29V30H134ZM170 29V28H169ZM168 29V30H169ZM198 29V30H197ZM44 30H46V31H44ZM68 30V31H67ZM85 31H86V28L84 29ZM84 30H82V31H84ZM87 30V32H88V34L91 36V34H92V30H90V33H89V31ZM109 31H108V33L109 32H111L112 30L111 29H108ZM111 30V31H110ZM130 30V31H131ZM133 30H132V32H133ZM136 30V29H135ZM138 30V29H137ZM150 30L152 31V32H150ZM165 31V37H167L169 40H172L173 39V37L175 36V33H173V32H171L170 30V32L169 31ZM232 30V32H230ZM64 31H65V33H64ZM84 31V32H85ZM104 31H106V33H107V28L106 29H104ZM123 31V30H122ZM125 31V30H124ZM123 31V32H124ZM127 31V30H126ZM60 32V33H61ZM76 32V33H77ZM96 32V31H95ZM94 32V33H95ZM98 33H96V35L97 36H94L93 34H92V37H95V38H97V37H105V36H103L105 33L104 32H102L101 34H103L102 36H100L101 34L99 33V31H97ZM100 32H101V29H100ZM117 32V31H116ZM115 32V33H116ZM119 32V31H118ZM117 32V33H118ZM121 32V31H120ZM128 32V31H127ZM135 32V31H134ZM141 32H142V30H141ZM141 32H139V33H141ZM147 32V33H146ZM236 33L235 35H237V37H235L234 36V33ZM59 33V34H60ZM72 33V34H73ZM75 33V34H76ZM83 33V32H82ZM82 33H77L78 35L79 34H82ZM112 33H114V32H112ZM112 33H109V34H112ZM114 33V34H115ZM122 33V32H121ZM120 33V34H121ZM230 33H231V35H233V37L236 39V38H238V41H236L235 39H234V41L235 42H239V43H236L237 45H234L235 44V42L231 39V38H233V37H230L229 38V35H230ZM58 34V33H57ZM59 34H58V36H59ZM72 34H67L66 36L67 37H65V39H67L66 40V42H70V41H68V37L69 36H71L72 37ZM85 34H86V32H85ZM85 34H82V35H85ZM98 34H100V35H98ZM119 34V35H120ZM128 34V33H127ZM126 34V35H127ZM142 34H144V33H142ZM148 34L146 35V37H147V40L149 39L148 38ZM82 35H79V39L81 38V36ZM89 35H87L86 34V36H88L89 37ZM106 35H108V34H106ZM118 35V36H119ZM123 35V34H122ZM135 35H136V33H135ZM140 35V34H139ZM230 35V36H231ZM9 36H11V38L13 37V39H12V41H14V42H10V43H12L11 45H10V43H9V46H11L10 48H15V46H16V54L13 52L14 50V48L12 49V51H11V49H9V46L7 45L8 43H6V45L8 46V48H5V49H3V46L2 45H4L2 42L4 41V43H5V41L7 42V37L8 38H10ZM28 36H30V37H28ZM50 36H52V37H54L55 36V34H54V36H53V33H52V35H50ZM61 36V35H60ZM117 36V35H116ZM116 36H114V38L116 37ZM140 36H142V35H140ZM143 36H145V35H143ZM151 36H150V38H151ZM154 36V37H153ZM158 36V37H159ZM23 37V38H22ZM31 37V38H32ZM52 37H49V38H51L52 39ZM83 37V36H82ZM88 37H87V39H88ZM91 37V38H92ZM107 37V36H106ZM137 37V36H136ZM145 37V38H146ZM158 37L156 38V40L158 39ZM161 37V36H160ZM165 37L163 36V37H161V38H159L158 40H157V42L158 41H160V43L161 42H163V41H161V40H163V38H164V40H165ZM261 39H260V38ZM30 38V39H31ZM48 38V41L49 40H51V39H49ZM58 37H56V38H54V39H56V41L55 42H57L58 41V39H57ZM63 38V37H62ZM77 37H76V35H75V37L74 38H72V39H76ZM95 38H94V40H95ZM123 38V37H122ZM152 38H151V41H152ZM154 38V39H155ZM179 38H177V36H176V38H175V40L176 39H178L177 41H180V39ZM257 38H259L258 40H260L261 42H262V44H260V42L258 43V44H260L259 46H260V48H262V49H258V47L257 46H255L254 45V42H256V40H257ZM6 39V40H5ZM45 39V40H46ZM60 39V38H59ZM64 39V40H65ZM69 39L71 40V38L69 37ZM83 39V38H82ZM90 39V38H89ZM101 39V38H100ZM103 39V38H102ZM101 39V40H102ZM128 39V38H127ZM132 39V38H131ZM130 39V36H129V40H131ZM137 39V38H136ZM153 39V41H155ZM232 40V42H231V40ZM9 40V39H8ZM26 40V39H25ZM24 40V41H25ZM33 40V39H32ZM61 40V39H60ZM63 40V41H64ZM93 40V41H94ZM97 40V39H96ZM101 40H99V41H101ZM104 40V39H103ZM109 40V39H108ZM111 40V39H110ZM109 40V41H110ZM118 40V39H117ZM120 40V39H119ZM140 40H142V39H140ZM144 40V39H143ZM167 40V39H166ZM168 40V41H169ZM19 41V42H18ZM23 41V40H22ZM23 41V42H24ZM38 41H34V42H37L39 45H40V43H42V42H38ZM54 41H52V42H54ZM62 41V40H61ZM73 41H75V40H73ZM72 41V42H73ZM85 41H86V39H85ZM85 41H84V43H85ZM88 41V40H87ZM89 41H91V40H89ZM98 41V40H97ZM108 41V42H109ZM122 41H124V39L122 40ZM134 41V40H133ZM148 41H150V40H148ZM150 41V42H151ZM177 41H174L175 43H177ZM180 41V42H181ZM28 42H30L31 43V46H32V42L33 41H30L29 39H28ZM45 42V41H44ZM43 42V43H44ZM47 42V41H46ZM45 42V43H46ZM51 42V41H50ZM76 42V41H75ZM82 41L80 40V42H79V44L81 43ZM103 42V41H102ZM104 42H105V40H104ZM107 42V41H106ZM113 42V41H112ZM114 42H115V40H114ZM128 42V41H127ZM142 42V41H141ZM144 42V41H143ZM172 43L173 41H169V43ZM183 42V43H184ZM206 42L208 43V45H206ZM229 42H231L232 43V45L229 43ZM234 42V43H233ZM241 42H243V44L241 43ZM22 43V42H21ZM24 43H27V41H25ZM37 43H35L38 47H40ZM42 43V45H44L43 47L41 46V50L43 51V50H45L46 51V49H48V47L49 48H51V45L53 46L54 44L52 43H50L49 45L50 46H47V44L49 43H47L46 45L45 44H43ZM58 43H59V41H58ZM88 43V42H87ZM94 43V42H93ZM97 43V42H96ZM117 43V42H116ZM119 43V42H118ZM175 43H173L174 45H175ZM193 43V42H192ZM29 44V43H28ZM57 44V43H56ZM75 44V43H74ZM78 44V43H77ZM76 44V45H77ZM78 44V45H79ZM106 44V43H105ZM110 44V43H109ZM150 44V43H149ZM149 44L147 45L148 47H149ZM153 44V42L151 43V45ZM158 44V43H157ZM157 44H155V45H157ZM178 44V43H177ZM176 44V45H177ZM181 44H182V42H181ZM185 44V43H184ZM194 44V43H193ZM192 44V45H193ZM195 44H197L196 42H195ZM230 44V45H229ZM258 44H256V45H258ZM35 45V46H36ZM59 45V44H58ZM65 45V44H64ZM70 45V44H69ZM72 45V44H71ZM84 45V44H83ZM94 44H92L91 46H90V49H91V47L93 46ZM102 45V44H101ZM145 45V44H144ZM160 45V44H159ZM159 45H157L158 47H160ZM172 45V44H171ZM199 43H198V47H199ZM18 46V47H19ZM29 46V45H28ZM34 46V45H33ZM45 46H47V48L45 49ZM75 46V45H74ZM103 46V45H102ZM106 46L108 47L109 45H107L106 44ZM110 46H112V44L110 45ZM109 46V47H110ZM113 46H115V43L113 44ZM156 46V47H157ZM167 46V45H166ZM165 46V48H167ZM203 46V45H202ZM231 46H237V47H235L236 49H237V54H236V52H234L235 50H233V48L231 47ZM253 46H254V48H253ZM24 47H26L25 45H24ZM60 47H62V46H60ZM64 47V46H63ZM72 47V46H71ZM95 47H96V45H95ZM95 47H93V48H95ZM104 47V46H103ZM108 47V49H110ZM184 47H185V45H184ZM191 47V46H190ZM194 47V46H193ZM255 47H257L256 49H255ZM19 48V49H20ZM33 48V47H32ZM34 48H36L37 49V47H34ZM44 48V49H43ZM65 48V47H64ZM75 48V47H74ZM73 48V49H74ZM80 48V47H79ZM114 48V47H113ZM180 48L181 49H183L181 46H180ZM196 49H197V47H195ZM200 48V47H199ZM2 49H3V51L5 50V52H6V54H8L7 56H9V54L11 55L12 53L13 54H15V55H17V56H15V58H12L11 57V59H8V57H6L5 55V53L2 51ZM6 49H8V50H10L11 52L9 53V51L8 50H6ZM52 49H53V47H52ZM57 49V48H56ZM59 49H61V48H59ZM83 49V48H82ZM96 49H97V47H96ZM107 49V48H106ZM143 49H145V48H143ZM163 49V50H162ZM161 50L162 51H164V47L162 48ZM169 49V48H168ZM180 49V50H181ZM196 49H195V51H196ZM258 49V51H256ZM21 50V49H20ZM39 50H40V48H39ZM54 50V49H53ZM66 50V49H65ZM88 50V49H87ZM92 50V49H91ZM91 50H90V53L91 54H97L96 52L95 53H92L91 52ZM95 50V49H94ZM116 50V48H114V51ZM172 51H173V49H171ZM180 50H178V51H180ZM204 50H202V51H204ZM254 50L257 52V58L260 60V61H258V59L256 60V56H254L253 55V53H256V52H254ZM264 50V49H263ZM8 51V52H7ZM34 51V50H33ZM37 51H38V49H37ZM45 51H43V52H45ZM55 51V50H54ZM64 51V50H63ZM79 52H80V50H78ZM109 51V50H108ZM172 51H170V52H172ZM176 51H177V49H176ZM177 51V52H178ZM187 51H192V47H191V50H189V47H188V50ZM194 51V50H193ZM199 51V50H198ZM39 53L41 52V51H38ZM47 52V51H46ZM45 52V53H46ZM57 52H58V50H57ZM99 52V51H98ZM102 52V51H101ZM103 52H104V50H103ZM111 52V51H110ZM126 52V51H125ZM176 52V53H177ZM181 52V51H180ZM184 52V51H183ZM186 52V51H185ZM200 53L199 54H201V51H199ZM34 53H36V52H34ZM44 53V54H45ZM77 53V52H76ZM83 54V51L82 52H80V54ZM87 53V52H86ZM108 53V52H107ZM106 53V54H107ZM164 53V52H163ZM166 53V52H165ZM176 53H174V55L171 53V55L172 56H170V53H168L169 55H168V57H170V60H171V58L173 57L174 58V56H175V58H177V60H176V64H178L177 63V61H179L178 60V57H180V55H182V54H180L179 52V56H178V54H176ZM189 53V52H188ZM191 53H193V52H191ZM196 52H194V54H195ZM5 54V55H4ZM37 54V53H36ZM41 54V53H40ZM47 54H48V52H47ZM65 54V53H64ZM78 54V53H77ZM101 54V53H100ZM105 54V53H104ZM103 54V55H104ZM109 54V53H108ZM107 54V55H108ZM123 54V53H122ZM126 54H127V52H126ZM203 54H204V52H203ZM205 54H208V53H205ZM208 54V55H209ZM49 55H51V54H49ZM87 55V54H86ZM85 55V56H86ZM124 55V54H123ZM164 55V54H163ZM176 55H177V57H176ZM184 55V54H183ZM187 55V54H186ZM264 55V54H263ZM11 56H13V55H11ZM40 56V55H39ZM39 56H37L38 58H39ZM43 56V55H42ZM61 56V55H60ZM59 56V57H60ZM72 56V55H71ZM74 56V55H73ZM72 56V57H73ZM83 56V55H82ZM92 56V55H91ZM90 56V57H91ZM97 56V55H96ZM102 56V55H101ZM100 56V57H101ZM105 56V55H104ZM104 56H102V57H104ZM162 56V55H161ZM185 56V55H184ZM196 57H197V55H195ZM199 56V55H198ZM201 56V55H200ZM205 56V55H204ZM204 56H201V57H204ZM14 57V56H13ZM18 59H17V58ZM51 57V56H50ZM77 57V56H76ZM89 57V56H88ZM95 57V56H94ZM102 57L100 58L101 60L100 61H102ZM167 57V58H168ZM188 57H190V56H187V58ZM192 57V56H191ZM46 58V57H45ZM44 58V59H45ZM47 58H49V56H47ZM62 58V57H61ZM78 58H79V56H78ZM81 58V57H80ZM86 58V57H85ZM92 59H98V58H93V57H91ZM90 58V59H91ZM106 58V56L104 57V59ZM164 58V57H163ZM172 58V59H173ZM186 58V57H185ZM192 58H194V57H192ZM208 57L206 56V59H205V57L204 58H202V59H205V60H208L209 61V65H210V59H207ZM237 58V57H236ZM235 58V60H233V63H234V61H236V63H237V59ZM41 59H42V57H41ZM72 59V58H71ZM82 59V58H81ZM84 59V58H83ZM165 60H166V58H164ZM173 59V60H174ZM190 59V58H189ZM201 59V60H202ZM228 59V60H227ZM239 59V58H238ZM38 60V59H37ZM39 60H40V58H39ZM36 61L37 63H39L40 64V62H41V60L40 61ZM45 60H47V59H45ZM45 60H44V62H45ZM59 61H61L60 59H58ZM65 60H66V58H65ZM69 60V59H68ZM75 60V59H74ZM87 60V59H86ZM106 60H107V58H106ZM168 60H169V58H168ZM187 60V59H186ZM198 60H200V59H198ZM201 60L200 61H198V62H201ZM232 60H231V62H232ZM240 60V59H239ZM22 61H24V60H22ZM49 61V60H48ZM50 61H52L51 60V58H50ZM49 61V62H50ZM67 61V60H66ZM65 61V63L67 64V62ZM78 61V60H77ZM83 61H85V60H83ZM172 61V60H171ZM170 61V62H171ZM180 61H181V58H180ZM189 61V60H188ZM204 61V60H203ZM202 61V62H203ZM220 61V62H219ZM255 61H257V62H255ZM263 61V60H262ZM53 62V61H52ZM62 62V61H61ZM64 62V61H63ZM62 62V63H63ZM74 62H76V61H73V63ZM79 62H81L82 63V61H79ZM79 62H78V64H79ZM93 62L95 63V60H93ZM103 62V61H102ZM167 62V61H166ZM173 62L175 63V61H172V66H175L174 64H173ZM182 62V61H181ZM190 62V61H189ZM192 62V61H191ZM230 62V61H229ZM229 63V64H233V63ZM239 62V61H238ZM242 62V61H241ZM242 62V63H243ZM259 62V63H258ZM264 62V61H263ZM21 63H23V62H20V66H21ZM25 63V62H24ZM37 63H35V64H37ZM41 63H43V60H42V62ZM48 63V62H47ZM46 63V64H47ZM71 63V61L69 62V64ZM77 63V62H76ZM88 63V62H87ZM90 63V62H89ZM88 63V65H90ZM101 63V62H100ZM99 63V64H100ZM135 63H137V62H135ZM169 63V62H168ZM197 63V62H196ZM205 63V62H204ZM212 63V65H210V66H212L211 68H212V70H213V67H216L214 64ZM226 63H224L223 64V66L224 65H227V66H224V67H227L228 68V70L227 69H225L226 71H228V73L226 74L225 73V75H228V74H230L231 75V73H230V68H229V64H226ZM236 63H234L235 65L234 66H232L233 68V70H234V67L236 66ZM257 63V64H256ZM49 64V63H48ZM84 64V63H83ZM91 64H92V62H91ZM181 64V63H180ZM194 64H195V62H194ZM194 64H192V65H194ZM207 64V65H208ZM216 64V65H217ZM220 64V65H221ZM240 63H238V65H239ZM246 64H244V66H248V65H246ZM41 65V64H40ZM40 65H38V67L40 66ZM43 65V64H42ZM45 65V64H44ZM63 65V64H62ZM74 65V64H73ZM80 65H82V64H80ZM84 65H86V63L84 64ZM93 65V64H92ZM171 65H170V67H171ZM187 65H188V63H187ZM191 65V64H190ZM203 65V64H202ZM202 65H200V67H203ZM243 65V64H242ZM257 65H258V67H257ZM51 65H49L48 67H50ZM61 66V65H60ZM65 66V65H64ZM68 66V65H67ZM91 66V65H90ZM89 66V67H90ZM94 66H96V64L94 65ZM93 66V67H94ZM98 66V65H97ZM135 66V65H134ZM195 66V65H194ZM204 66H205V64H204ZM223 66L221 67V69L223 68ZM241 66V65H240ZM260 66V67H259ZM264 66V64L262 65V67ZM37 67V66H36ZM37 67V68H38ZM66 67V66H65ZM79 66H77L76 68H78ZM92 67V68H93ZM99 67V66H98ZM185 67V66H184ZM189 67V66H188ZM196 67H198V68H200L199 67V65L198 66H196ZM218 67V66H217ZM243 67V66H242ZM242 67H240V69L242 68ZM45 68H47V66L45 67ZM51 68V67H50ZM67 68V67H66ZM69 68V67H68ZM74 67H72V69H73ZM80 68H81V66H80ZM80 68H79V70H80ZM88 68V67H87ZM95 68V67H94ZM104 68V67H103ZM102 68V70H105V69H103ZM177 68H179V67H177ZM176 67H175V70L177 69ZM187 68V67H186ZM186 68H184L185 70H186ZM190 68V67H189ZM193 68V67H192ZM198 68H196V69H198ZM206 68H208V71H209V66H207ZM205 68V69H206ZM210 68V69H211ZM236 68V67H235ZM237 68H238V66H237ZM245 68V67H244ZM243 68V69H244ZM21 69V68H20ZM23 69V68H22ZM44 69V67H42V69H40L41 71ZM71 69V70H72ZM83 69V68H82ZM97 69H99L100 70V68H97ZM106 69H108V68H106ZM159 69V68H158ZM158 69H157V71H158ZM166 69H167V67H166ZM171 69V68H170ZM173 69H174V67H173ZM181 69H182V66H181ZM180 69V70H181ZM183 69V70H184ZM202 69V68H201ZM205 69H202V71L203 70H205ZM243 69L241 70L242 72H243ZM248 69V67L246 68V70ZM252 69L250 70V71H252ZM39 70V69H38ZM50 70V69H49ZM48 70V71H49ZM70 70V69H69ZM85 70H88V69H85ZM96 70V69H95ZM160 70H163L162 68H160ZM194 70V69H193ZM192 69H191V72L193 71ZM207 70V69H206ZM232 70V71H233ZM245 70V69H244ZM261 70V71H260ZM45 71V70H44ZM78 70H76L75 72H77ZM82 71H84V70H82ZM82 71H79V73L80 72H82ZM90 71H91V69H90ZM101 71V70H100ZM106 71V70H105ZM155 71V70H154ZM164 71V70H163ZM179 71V70H178ZM188 71H190V70H188ZM200 71V70H199ZM208 71H207V73H208ZM215 71V70H214ZM239 72H240V70H238ZM249 71V72H250ZM252 71V72H253ZM255 71V72H256ZM70 72V71H69ZM73 72H74V69H73ZM113 72V75L115 74V75H117L116 73H114V70L112 71ZM153 72V71H152ZM170 72H173V71H169L168 72V74L170 73ZM180 72V71H179ZM187 72V71H186ZM190 72V73H191ZM194 72V71H193ZM196 72H197V70H196ZM210 72V71H209ZM219 72V71H218ZM221 72H222V70H221ZM223 72H225V71H223ZM235 74H237V71H233ZM238 72V73H239ZM245 72V71H244ZM255 72H253L252 74V76L253 77H255L254 76V73ZM43 73V72H42ZM47 73V72H46ZM71 73H72V71H71ZM78 73V72H77ZM88 73H89V71H88ZM91 73V72H90ZM97 73H99V72H97ZM107 73V72H106ZM109 73V72H108ZM108 73L106 74V75H108ZM118 73V72H117ZM153 73H155V72H153ZM153 73H151V70H150V73L149 74H153ZM160 73H161V71H160ZM164 73V72H163ZM162 73V74H163ZM176 73V72H175ZM181 73H183V71H181ZM205 73V72H204ZM214 73H216V72H214ZM220 73V72H219ZM246 73V72H245ZM244 73V74H245ZM73 74V73H72ZM71 74V75H72ZM84 74H87L86 72L84 73ZM84 74H82L83 76H86V75H84ZM92 74V73H91ZM91 74H89V75H91ZM104 74V73H103ZM110 74L111 73H109V75L108 76H110ZM148 74V75H149ZM158 74V73H157ZM162 74H160L161 76H163ZM177 74H179V73H177ZM193 74V73H192ZM203 73H201V75H202ZM210 73H208V75H209ZM218 74V73H217ZM221 74H224V73H221ZM233 74V73H232ZM243 74V73H242ZM243 74V75H244ZM247 74V73H246ZM246 74H245V77H246ZM249 74V73H248ZM251 74V73H250ZM257 74V73H256ZM7 75V76H6ZM75 75V74H74ZM99 75V74H98ZM101 75H102V73H101ZM144 75V74H143ZM143 75H142V77H143ZM187 75V74H186ZM200 75V76H201ZM204 75V74H203ZM203 75L201 76V77H203ZM234 75V74H233ZM242 75V76H243ZM6 76V77H5ZM95 76V75H94ZM139 76H141V75H139ZM160 76V78H162ZM166 76V75H165ZM172 75H170V77H171ZM181 76V75H180ZM184 76V75H183ZM189 76H194V75H189ZM188 76V77H189ZM197 76H199V75H197ZM199 76V77H200ZM217 75H214V77H216ZM221 76V75H220ZM237 76V75H236ZM79 77H81V76H79ZM89 77V76H88ZM96 77V76H95ZM100 77V76H99ZM102 77H104V76H102ZM146 77H148V76H146ZM145 77V78H146ZM150 77V76H149ZM164 77V76H163ZM168 77H169V75H168ZM168 77H167V79H168ZM169 77V78H170ZM176 77H177V75H176ZM176 77H174L175 79H176ZM190 77V78H191ZM198 77V78H199ZM204 77H206V76H204ZM203 77V78H204ZM209 76H207V78H208ZM219 77V76H218ZM222 77V76H221ZM226 77V76H225ZM237 77H239V76H237ZM244 77V76H243ZM259 77V76H258ZM78 78V77H77ZM76 78V79H77ZM87 78V77H86ZM90 78H91V76H90ZM89 78V79H90ZM97 78V77H96ZM95 78V80H97ZM104 78H107V77H104ZM110 78V77H109ZM111 78H113L112 76H111ZM115 79H116V77H114ZM166 78V77H165ZM173 77H172V79H174ZM178 78H182V77H178ZM185 78L186 77H184V79L183 80H185ZM213 78V77H212ZM212 78H210V80H212ZM217 78V77H216ZM231 78V77H230ZM234 78H235V75H234ZM241 78V77H240ZM8 79V78H7ZM7 79H5V80H7ZM92 79V78H91ZM93 79H94V77H93ZM93 79H92V81H93ZM101 79V78H100ZM167 79L165 80L164 79V81L166 82L167 81ZM174 79V80H175ZM192 79V78H191ZM206 79V78H205ZM226 79V78H225ZM224 79V80H225ZM228 79H229V77H228ZM236 79V78H235ZM235 79H234V81H235ZM245 79V78H244ZM244 79H241L242 80V82H244ZM253 79H255L256 80V77L255 78H253ZM259 79H261V77H259ZM75 80V79H74ZM84 80H85V77H84ZM112 80V79H111ZM178 80V79H177ZM209 80V81H210ZM217 80H219V79H217ZM217 80H216V82H217ZM227 80V79H226ZM231 80H232V78H231ZM241 80H240V82H241ZM246 80H247V77H246ZM263 80V79H262ZM261 80V81H262ZM71 81H73V80H71ZM79 81H80V78H79ZM78 81V82H79ZM88 81H90V80H88ZM100 81V80H99ZM116 81V80H115ZM150 81V80H149ZM190 81V80H189ZM196 81V84L198 85L199 83H197V80H195V77H194V82ZM201 81H202V78H201ZM212 81H214V80H212ZM220 81V80H219ZM228 81V80H227ZM248 81V80H247ZM260 81V80H259ZM261 81H260V83H261ZM75 82V81H74ZM74 82H72L73 84H75ZM84 82H86V84L88 85V83H87V81H84ZM93 82H95V81H93ZM97 82V81H96ZM112 82V81H111ZM113 82H114V79H113ZM170 82L171 81H169V84H170ZM176 82V81H175ZM185 82H187V81H185ZM205 82H206V80H205ZM208 82V81H207ZM211 82V81H210ZM210 82H208V83H210ZM215 82V81H214ZM214 82H212V83H214ZM223 82H226V81H223ZM236 82H238L237 80H236ZM249 82V81H248ZM256 82H257V80H256ZM77 83V82H76ZM80 83H81V81H80ZM80 83H79V86H81V87H78V86H76V87H78V89H80V88H82V85H80ZM98 83V82H97ZM115 83V82H114ZM174 83V82H173ZM182 83V82H181ZM193 83V82H192ZM220 83H222V82H220ZM229 82H227V84H228ZM230 83H232V82H230ZM230 83L227 85V84H225V88H227V86H228V88L227 89H225V91L227 90L228 91V89H229V87H230ZM234 84H235V87H237L236 86V83L235 82H233ZM245 83V82H244ZM250 83V82H249ZM11 84V83H10ZM15 84V83H14ZM78 84V83H77ZM82 84H84V83H82ZM99 84V83H98ZM108 84H112V83H108ZM164 84H166L167 85V83H164ZM164 84L162 85L163 87H164ZM176 84V83H175ZM187 84V83H186ZM186 84H184V85H186ZM190 84H191V82H190ZM194 84V83H193ZM192 84V85H193ZM196 84H195V86H196ZM205 84V83H204ZM203 84V85H204ZM264 85V80H263V83H261L260 84V86L261 85ZM94 84H91V85H89V86H93ZM96 85V84H95ZM165 85V86H166ZM171 85V84H170ZM173 85V84H172ZM189 85V84H188ZM191 85V86H192ZM201 85V84H200ZM200 85H198L199 87H200ZM203 85H201V86H203ZM209 85V84H208ZM233 85V84H232ZM246 85V84H245ZM249 85V84H248ZM247 85V86H248ZM251 85V84H250ZM257 85V84H256ZM10 86V85H9ZM99 86V85H98ZM97 86V87H98ZM112 85H108L107 87H111ZM117 86V85H116ZM169 86V85H168ZM180 86V85H179ZM190 86V87H191ZM205 86V85H204ZM207 86V85H206ZM214 86V85H213ZM217 86H219V85H217ZM234 86V85H233ZM241 86V85H240ZM240 86H238V88L240 87ZM260 86H254V88L253 87H251V86H248V87H245V90L246 91H248L246 88H252V90H250L251 91V93L252 92H254L255 90L254 89H256V90H259V87ZM75 87V88H76ZM86 87V86H85ZM93 87H95V86H93ZM92 87V88H93ZM96 87V89H97V91L98 90H100V89H98ZM113 87H114V85H113ZM162 87V88H163ZM170 87H172V86H170ZM169 87V88H170ZM176 87V86H175ZM186 87H187V90H188V86L186 85ZM189 87V88H190ZM194 87V86H193ZM198 87V88H199ZM211 87V86H210ZM209 86H208V88L207 89H209L210 88ZM216 87V86H215ZM215 87H213L214 89H215ZM220 87V86H219ZM258 89H257V88ZM261 87H264V86H261ZM91 88V87H90ZM166 87H164V89H165ZM183 88H185V86H183ZM194 88H196V87H194ZM220 88H222V87H220ZM241 88V87H240ZM243 88V87H242ZM77 89V90H78ZM87 89V88H86ZM86 89H83V90H86ZM95 89V90H96ZM102 89V88H101ZM114 89V88H113ZM161 89V88H160ZM166 89H168V87L166 88ZM174 89V88H173ZM176 89H177V87H176ZM200 89H201V87H200ZM205 88H203V90H204ZM212 89V88H211ZM211 89H209V90H211ZM218 89V88H217ZM261 89V88H260ZM93 90V89H92ZM103 90V89H102ZM102 90H100V91H102ZM170 90H171V88H170ZM175 90V89H174ZM178 90H180L179 89V87H178ZM182 90H184V89H182ZM206 90V89H205ZM204 90V91H205ZM213 90V89H212ZM212 90H211V93L210 94H213V93H215V92H213L212 93ZM221 90V89H220ZM222 90H223V88H222ZM236 89H234V91H235ZM238 90H240V89H238ZM243 91V96H242V91L241 92H239L237 95H239V97L241 96L242 98H239L241 101H239V99H237L238 100V104H239V102H247V100H246V98L248 97V95L249 94H251L250 92L248 93V92H246V91ZM254 90V91H253ZM81 91V89L80 90H78V91H76L77 93H79ZM163 91V90H162ZM165 91V90H164ZM163 91V92H164ZM218 91V90H217ZM216 91V92H217ZM229 91H233V89L232 90H230L229 89ZM230 92V97H231V95H233L235 92H237V90L235 91V92ZM262 91V90H261ZM261 91H259L260 92V95H261ZM75 92V91H74ZM82 92V91H81ZM91 92V91H90ZM167 92V91H166ZM166 92H165V94H166ZM206 92H207V90H206ZM206 92H205V94H206ZM221 92V91H220ZM219 92V93H220ZM222 92H224V91H222ZM244 92H246L245 93V95H247L246 96V98H245V96H244ZM258 92V91H257ZM84 93V96H78V95H75V97H76V99H75V97H74V102H76V100L77 99H79V98H77V97H80V100H79V102H78V100H77V102L79 103V105H80V107L81 106H83V104L86 102V100H88L87 98H85V96L87 97L88 96V94L87 93H85V92H83ZM83 93H80V94H83ZM101 93V92H100ZM100 93H98V94H100ZM226 93H228V92H226ZM225 93V94H226ZM254 93H256V92H254ZM87 94V95H86ZM93 94L94 95H98L97 94V92H96V94H95V92L94 93H92V95H90V96H92V97H94L93 96ZM204 93H203V95H205ZM209 94V95H210ZM223 94V93H222ZM164 95V94H163ZM209 95H207V96H209ZM214 96H215V94H213ZM212 95V96H213ZM219 95H221V94H219ZM224 95V94H223ZM235 96V94L233 95V97H235V99H236V97H238V96ZM252 95V98L254 97L255 98V96H257V95H254V94H251ZM206 96V95H205ZM229 96H224L222 99H226V97H228L229 98ZM250 96V95H249ZM96 97V96H95ZM98 97V96H97ZM96 97V98H97ZM204 97V96H203ZM210 97V96H209ZM217 97V96H216ZM215 97V98H216ZM218 98H221L220 96L218 97ZM228 98H227V102L225 101V105H226V107H227V104H228ZM245 98V100L243 101V99ZM249 98V97H248ZM251 98V96H250V99L248 100V102L252 99ZM253 98V99H254ZM258 98V96L256 97V99ZM260 98H261V96H260ZM259 98V99H260ZM264 98V97H263ZM262 98V99H263ZM86 99V100H85ZM204 99V98H203ZM207 99V98H206ZM213 99V98H212ZM211 99V100H212ZM230 99V98H229ZM232 99V98H231ZM235 99H233L232 101L231 100H229V104H230V102H233ZM252 99V100H253ZM208 100H209V98H208ZM207 100V101H208ZM251 100V101H252ZM223 101V100H222ZM260 101V100H259ZM262 101V100H261ZM77 102H76V104H77ZM213 102V101H212ZM248 102H247V108H245L246 106V104L243 106V108L245 109H242L241 108V106L244 104V103H242V104H240L241 106H240V108H241V110H244L245 111V114H247L248 115V113H250V112H246V110L249 108V110L250 111H253V110H251L250 108H252L253 107V105H254V103H257V104H260V102H258V99L257 100H255L254 99V102H253V105H251L250 103L248 104ZM264 102V101H263ZM262 102V103H263ZM201 103V102H200ZM215 103V102H214ZM217 103V102H216ZM218 103H220V100H219V102ZM222 103V102H221ZM211 104V103H210ZM224 104V103H223ZM233 103H231V105H232ZM235 104V103H234ZM234 104L232 105V106H234ZM236 104H237V102H236ZM237 104V105H238ZM257 104H255L254 106L256 107V111L255 112H257V110H259L258 109V105ZM264 104V103H263ZM262 104V105H263ZM87 105V104H86ZM85 105V106H86ZM204 105V104H203ZM212 105V104H211ZM250 105V107H248ZM261 105V104H260ZM74 106H75V104H74ZM77 106H78V104H77ZM77 106H76V108H77ZM208 106V105H207ZM210 106V105H209ZM229 106V105H228ZM84 107V106H83ZM206 107V106H205ZM205 107H204V109H205ZM212 107V106H211ZM214 107V106H213ZM215 107H217V106H215ZM210 108V110H211V112H212V109L213 110H217V111H215V112H217V113H215L214 111V114L213 115H211V113H210V111H209V114L211 115V116H209V118H207V119H205L204 118V120L206 121V122H204V123H206L205 125L204 124H202V125H204L205 126V130L206 131H204V133L203 134H205L206 132H207V135L206 136H208V133H210V132H213L214 131V135H209L208 137H206L205 135V140H207V138L211 141V140H213V138L212 137H215V139L217 138V141H221L220 143L221 144H223L224 143V141H225V139H228V142H229V140H231L232 141V144L234 145V143L233 142H235V144H237L238 142H237V139L239 140V138L238 137H236V135H237V131L238 130H240L241 128H243V127H245L244 125H246L249 121L250 122H252L251 121V116L253 117V114H257V117L256 118H253V122L252 123H254L252 126H250L252 123H250V125H249V123H248V125H246V130L249 128L250 129V127H254V125H255V128H256V126L257 125H259V127L257 126V128L258 129H255V130H258L259 131V128L262 126V128L260 129V130H262L261 132L259 131H257L258 132V135L260 134V136H263V135H261L262 134V132H263V125L262 124H264L262 121H264V114L262 113L263 111H264V106L262 107L263 109H261L260 108V110H259V112L260 111H262L261 113H262V115L260 114V113H251L250 114V117H248V118H246V115H244L245 116V118L246 119H248L249 121L247 122V120L245 121L244 119V116L242 115V117L244 118L243 120L245 121V123L243 124L241 121V125L239 124V122H237L238 123V125H240L238 128H236L238 125H237V123L236 124H234V123H232L233 124V126L234 125H237L236 127H235V131L236 132H233V126H232V124H231V122H228V123H230L231 125H229V124H227V122L226 121H228V119L230 120V121H232L233 122V120L238 116L237 114V116L236 117H232V116H230L228 119L226 118V121H225V117H223L224 115H223V113H221V112H223L222 110H220V108L221 107H219V110H218V107L217 108ZM223 107V106H222ZM225 107V106H224ZM226 107H225V109H226ZM230 107V106H229ZM236 107V106H235ZM234 107V108H235ZM237 107H239V106H237ZM254 107V108H255ZM259 107H261V106H259ZM79 108V107H78ZM77 108V109H78ZM231 108V107H230ZM239 108V109H240ZM83 109V108H82ZM202 109H203V107H202ZM222 109V108H221ZM224 109V108H223ZM227 109H229V108H227ZM238 109V108H237ZM253 109V108H252ZM84 110V109H83ZM206 110V109H205ZM230 110L231 109H229L228 111H229V114L231 113L230 112ZM202 111H204V110H202ZM208 111V110H207ZM219 111H220V115H219ZM243 111V112H244ZM85 112V111H84ZM130 112V111H129ZM132 112V111H131ZM136 112V111H135ZM234 112H235V110H234ZM233 112V113H234ZM254 112V111H253ZM82 113V112H81ZM133 113V112H132ZM206 113H208V112H206ZM239 114L241 113V112H238ZM84 113H82V115H83ZM125 114V113H124ZM123 114V115H124ZM127 114H129L130 115V113H127ZM225 114H226V110H225ZM227 114H228V112H227ZM228 114V115H229ZM244 114V113H243ZM258 114H260V116L259 117H261L262 116V119L261 118H258ZM133 115H134V113H133ZM133 115H131V117H132V120H133V118L135 119V115L133 116ZM222 115V116H221ZM230 115H233V114H230ZM241 115V114H240ZM239 115V116H240ZM85 116V115H84ZM128 116V115H127ZM137 116V115H136ZM139 116V118H140V115H138ZM141 116H142V114H141ZM204 116H207V115H205V113H204ZM226 117H228L227 115H225ZM256 116V115H255ZM254 116V117H255ZM126 117V116H125ZM130 117V116H129ZM221 117H222V120H221ZM224 118V119H223ZM232 118H233V120H232ZM126 119V118H125ZM242 119V118H241ZM260 119V120H259ZM137 120V119H136ZM236 120V119H235ZM242 120V121H243ZM259 120V121H258ZM129 121V123H130V121H131V119L130 120H128ZM127 121V122H128ZM135 121V120H134ZM133 121V122H134ZM223 121H225V123H226V125H225V123H223ZM126 122V123H127ZM132 122V121H131ZM136 122L137 121H135L134 123L136 124ZM256 122H257V124H256ZM262 122V123H261ZM126 123H124V125L126 124ZM138 123V122H137ZM139 123H140V119H139ZM138 123V124H139ZM261 125H260V124ZM133 124V123H132ZM132 124H126L127 125V127L128 126H130L131 127V125ZM137 124V125H138ZM198 124V123H197ZM176 125V124H175ZM242 125H243V127H242ZM134 126V125H133ZM132 126V128H134ZM197 126V125H196ZM200 126V125H199ZM198 126V127H199ZM247 126H250V127H248L247 128ZM178 127V126H177ZM181 127V126H180ZM197 127V129H199ZM202 127V126H201ZM138 128V127H137ZM137 128H136V130H135V134H137L136 133V131H137ZM127 129H129V127L127 128ZM131 129V128H130ZM129 129V130H130ZM177 129H179V127L177 128ZM176 129V130H177ZM182 129V128H181ZM238 129V130H237ZM244 129V128H243ZM243 129H241V130H243ZM252 129V128H251ZM254 129H252V130H254ZM51 130V129H50ZM180 130V129H179ZM203 130V129H202ZM201 130V131H202ZM229 130V131H228ZM240 130V132H242ZM245 130V129H244ZM245 130V131H246ZM251 130V131H252ZM44 131V134L43 133H41L42 134V136H45L46 137V135L47 134H45V132H46V130H42V132ZM59 131V130H58ZM130 131H133V130H130ZM181 131H184L183 129L181 130ZM41 132V131H40ZM40 132L38 133L39 135H40V137L41 138H43L42 136H41V134H40ZM52 132H54V130L52 131ZM52 132H51V134H49L48 136L50 137H52ZM200 132V131H199ZM239 131H238V134L240 133ZM248 132V130L246 131V133ZM253 132V131H252ZM252 132H250V133H252ZM23 133V132H22ZM47 133V132H46ZM48 133H50L49 131H48ZM131 133V132H130ZM139 133L140 134H142L141 133V131H139ZM178 134H179V132H177ZM201 133V132H200ZM243 133V132H242ZM241 133V134H242ZM245 133V134H246ZM249 133V132H248ZM254 133V132H253ZM252 133V134H253ZM24 134H25V132H24ZM29 134H31V133H27V134H25V136L27 135V137H29V136H31V135H29ZM54 134H57L56 132H54ZM132 134V133H131ZM182 134V133H181ZM184 134H185V132H184ZM210 134H212V133H210ZM240 134V135H241ZM257 134V133H256ZM263 134H264V132H263ZM34 135H37V134H34ZM180 135V134H179ZM186 135V134H185ZM185 135H180V137L181 136H185ZM200 135V134H199ZM243 135V134H242ZM242 135H241V137H242ZM249 135V134H248ZM251 135V134H250ZM249 135V136H250ZM22 136H24V135H22ZM22 136H19V138H22ZM38 136V135H37ZM56 136H58V135H56ZM140 138H139V137ZM138 136H137V142H138V138H139V143H141V145H142V136H143V134L142 135H139L138 134ZM201 136H202V133H201ZM239 136V135H238ZM245 136V135H244ZM248 136V138H250ZM143 137H145V136H143ZM178 137V136H177ZM210 137H211V139H210ZM247 137V136H246ZM246 137H243L242 138V140L244 141L245 139L244 138H246ZM255 139H254V138ZM256 137H258V136H255V134H254V136H252V138H253V140L252 141H255L256 140ZM19 138H17L20 142H21V140L19 139ZM54 138H55V136H54ZM57 138V137H56ZM132 138H133V135H132ZM136 138V137H135ZM258 138H262L261 140H263V137H258ZM17 139L15 140L16 142H15V144L18 142L17 141ZM25 139L26 138H24V141H25ZM28 139V142H25V143H20V142H18L19 144H20V146H19V144H18V146H17V144L15 145L16 147H18L19 149L22 147L23 149L25 148V150L23 151V149L21 148L20 150L18 149V151L19 152H25V155H29L30 153L32 154V155H34L35 153H37V152H39V150L38 151H36L35 149L33 150V151H31V152H29L28 154L26 153V151L28 152V147H30V145H32L33 146V144H26V143H29V139L30 138H27ZM26 139V140H27ZM31 139H33V141H34V139H36V138H34V136H33V138L31 137ZM37 139H39L41 142L39 143V144H41V145H43L45 142H47L48 143V145L49 146H52L53 144L52 143H50V142H52V141H50V142H48V141H46V139L47 140H53V138L51 139H48V138H46V139H44L43 138V140H45V142L43 141V140H41L40 138H39V136H38V138ZM145 139H146V137H145ZM185 139H186V137H185ZM250 139H248V142L250 143L251 141H250ZM134 140V139H133ZM136 140V139H135ZM236 140V141H235ZM241 140V139H240ZM247 140V139H246ZM260 140V139H259ZM260 140V141H261ZM23 141V140H22ZM32 140L30 141V143L31 142H33ZM37 141V143L36 144H38V140H36ZM36 141H34V142H36ZM44 143H43V142ZM53 141H55V140H53ZM200 141V140H199ZM202 141V140H201ZM203 141H204V139H203ZM202 141V142H203ZM208 141V140H207ZM216 141V142H217ZM259 141V142H260ZM134 142V141H133ZM132 142V143H133ZM136 142V143H137ZM213 142H215V141H212V143ZM215 142V143H216ZM226 142V144H227V140L225 141ZM237 142V143H236ZM229 143H231V142H229ZM228 143V146L230 147V145L231 144H229ZM253 142H251L250 144H252ZM255 143H257V140L255 141ZM261 143V142H260ZM26 144V147H24V145ZM35 144V145H36ZM38 144V145H39ZM50 144H52V145H50ZM203 144H205L206 145V143H203ZM208 144V143H207ZM218 144V147H220L219 146V143H217ZM220 144V145H221ZM225 144V143H224ZM224 144H223V146H224ZM246 144H248V143H246ZM254 144V143H253ZM252 144V146H255L254 148H256L255 150H258L259 148L257 147L258 145H259V143H258V145L257 144H254L253 145ZM263 144H264V140H263ZM263 144H261V147L264 149V147L262 146ZM34 145V148L36 147ZM47 145V146H48ZM71 145H72V143H71ZM71 145H69V146H71ZM136 145H138V144H136ZM135 145V147H137ZM148 145V144H147ZM28 146V147H27ZM31 146V147H32ZM44 146H45V144H44ZM54 146V145H53ZM139 146V145H138ZM146 146V145H145ZM207 146V145H206ZM222 146V145H221ZM232 146V145H231ZM236 145H234V147L232 146V148H237V146L235 147ZM30 147V148H31ZM40 147V145L37 147V148H39ZM43 147V146H42ZM73 146H71V151H72V149L74 148H72ZM140 148H141V146H139ZM157 147H159V146H157ZM157 147H155L156 149H157V151H158V148ZM207 147H210L209 145L207 146ZM207 147H205L206 149H207ZM217 147V146H216ZM215 147V148H216ZM217 147V148H218ZM225 148L227 147V145H225L224 146ZM240 146H238V148H239ZM248 147V146H247ZM250 147V146H249ZM36 148V149H37ZM46 148V147H45ZM51 148V147H50ZM147 148V147H146ZM155 148H152V149H155ZM160 149L162 148V146H160L159 147ZM164 148V147H163ZM214 148V149H215ZM216 148V149H217ZM222 149H223V147H221ZM228 148V147H227ZM231 148V149H232ZM253 148V149H254ZM258 148V149H257ZM261 148V149H262ZM27 149V150H26ZM33 148H31V150H32ZM49 149V148H48ZM48 149L46 150V151H48ZM138 149V148H137ZM142 149V148H141ZM210 149V148H209ZM230 148H228L227 150H229ZM231 149H230V151H227L226 152V149L225 150H222V151H225V152H219V153H217L215 150H213V151H215L216 152V154H219L218 156H215V155H213L212 154V152H211V154H212V158H210L209 156L211 155V154H209V151L208 152H205V154L206 153H208V159L210 158V162L208 161V165H209V170L207 171V179H209V177L210 176H215L216 177V179H218V181L217 182H219L218 184L219 185H216V188L214 189V190H211V189H213L215 186H213L212 185V182H209V180H211L213 177H211V179H209V180H207L205 177H203V178H205L204 180H207V182H209V184L212 186L211 187V189H210V187L209 186H207L206 187V185L208 184L207 182V184L206 183H202V179L200 180L201 182H199V181H196L197 182V184H198V186H196L197 184H196V182H195V184H188L189 182H190V179H188V181L189 182H187V179H184L185 181L184 182H182L181 180H180V178H179V180L182 182V184L185 186V189H187L186 187H188V189L190 188H192V190H193V193L191 192L192 190H190L189 191V193L191 194V196H190V198L189 199H184V198H186L187 196H185L184 198L182 197V199H180L179 197H181V195L179 196V197H177V199H176V203L174 204V205H170V206H166V205H163V204H160V203H155V202H153L152 200H150L149 198H148V196L149 195H153L154 196V198L155 199H158L159 198V195H162L163 194V192L162 191H159L160 189H158V188H156V189H158L157 191H155V190H152V189H150V187H148V188H146V187H144L143 185H142V183H140L141 181H138V178H137V180H136V178H134V176L131 174V173H129L128 171L130 170H128L127 172L126 171H124V170H122V169H124V168H122V167H118V169H117V167L115 168V167H110V168H108L107 169V171H106V173H105V175H103V183H105V185H106V188H107V190L105 191V193H106V195L108 194L109 196H111L112 197V201L114 200V202H115V209H112V210H109L107 213H106V219H104V223H105V228L104 229H107L108 230V232L110 231V232H113V234L112 235H114L115 236V240H117L116 238L118 237L117 235H120V237H118V240H120L121 241V238H122V235L124 234V236L127 234V233H129V232H131V233H133L132 232V230H135V229H137V230H139V231H142L141 233H138L137 231H134L135 233H138V234H142V236L143 235H147V234H145V233H143V232H146V231H148V232H150V231H152V232H154V230H157L158 228H164V227H167V228H171L170 229V231H174V230H172V228L173 227H176L177 225H175V226H173V224L175 223V221L177 222V221H180V225H182L183 224V220H185V225L186 224H188V222L189 223H193V221L192 220H194V221H197V218L195 219L194 217H197L198 216V220H199V218H200V216L203 214L204 216L206 215L205 213H209L208 211H210L211 210V208H212V206H217V208H216V210L218 209L219 210V213H220V211H221V209L224 207V211H226L225 209H227V210H229L230 212H231V208L233 209V207L235 206V205H237V204H234V203H237V202H242L243 201V198H241V196H239V195H235L233 192H232V186H234V187H236V186H238V184H240L242 181L241 180H243V181H249V179L250 180H252V181H250V183H249V185H248V183L246 182V184L243 182V185L241 184V186L242 187H245L246 185H248L249 187L248 188H250L251 190L253 189L254 190V182L256 181V180H258V178L260 177V172L258 171V169H259V165H256V167L255 166H253L252 165V157H251V155H250V153L251 152H249V150L247 151V153L245 152L244 153V151L246 150V149H244V150H236V149H232V150H234V151H232L231 152ZM248 149V148H247ZM40 150H41V148H40ZM43 150V149H42ZM45 150V149H44ZM70 150V149H69ZM144 150V149H143ZM143 150H141V151H143ZM220 150V149H219ZM252 150V149H251ZM250 150V151H251ZM17 151V153L19 154V152ZM29 151H30V149H29ZM35 151V153H33ZM75 151V150H74ZM140 151V152H141ZM144 151H146V153L147 154H149L150 152L152 153V151H150L149 152V150H148V152H147V149H145ZM143 151V152H144ZM221 151V150H220ZM23 152H22V155H19L20 157H22L23 156ZM41 152V151H40ZM43 152H45V151H43ZM42 152V153H43ZM143 152H141V153H143ZM154 152V151H153ZM161 152V151H160ZM228 152L230 153H232V154H230V155H228ZM248 152H249V154H248ZM253 152V151H252ZM14 154H16L15 153V151L13 152ZM42 153H40V155L42 154ZM47 153V152H46ZM46 153H43L44 155L46 154ZM53 154H51V157L54 159H56L57 160V156L56 157H53V155H54V152H52ZM75 153H77L76 151L75 152H73V154L75 155ZM136 153H138V152H136ZM145 153V155H146V157H147V154ZM222 153V154H221ZM256 153V152H255ZM13 154V155H14ZM43 154L41 155V157H43V158H40L41 159V161H43V166H44V169L42 170V169H38V171H37V168H36V172H38L37 174H35L36 172H35V170H33L35 167L33 166V169H32V171H31V169H30V166H31V163L30 162H28V160L30 161V159H28L27 157H29V156H25L26 157V159H27V162H28V164L30 165H28L27 164V162H26V159L24 158V156H23V158H24V162L26 163V165L25 164H23V165H25V166H29V168L28 167H25L26 169H30V171L32 172V175H37V178L36 177H34V178H30V177H32V175L30 176V175H27L28 174V172H27V176H24L23 175V173H26V172H24V171H22L23 169H22V167H23V165H22V167H20L21 165H20V163L22 164V162L23 161H21L22 159H20V163L18 164L19 165V167H20V169H22L21 171L18 169V168H16V166L14 167V163L13 162H11V159H13V157L11 158V157H9V159H3V161H2V163H0V172H2V174H3V172L5 173V176L7 177L8 175H7V173L6 172H9L10 171V176H9V179L7 180L6 178V181L8 182H6L7 184H9V187H11L12 189H10L9 187H7L8 185H6V183H3L2 184V182H5V181H3L4 180V178H1V177H3L4 175H0L1 177V179H3V180H1L0 182H1V187H2V191H3V194H1L0 196L2 197L3 196V198H4V194L6 193V191L9 189L10 191L11 190H13L12 192L14 193V190L15 189H18V187L19 188H21V187H23V188H21L20 190H22V191H25L24 189H26V190H28L29 189V191L31 190V191H33L32 189H33V187H35L36 185L38 186V182H37V184H34V182H32V181H30V179H33V181H36L38 178L39 179H41V180H43L44 178L46 179V178H48V177H51L53 174H55V175H57V174H63L64 172H63V168H65V170L64 171H66V174H67V171H71L70 170V167L68 166V165H71V164H67L66 165V163L65 162H62V164H61V158L60 157H62V156H60L59 157V155H58V157H59V159L61 160L59 163L57 162V161H55V159L53 160L52 158H51V160L49 159L50 157V155L49 156H47L48 158H46V155H45V157L43 156ZM153 155L155 154V153H152ZM252 154V153H251ZM17 155V154H16ZM15 155V156H16ZM31 155V156H32ZM48 155V154H47ZM56 155V154H55ZM253 155V154H252ZM156 156H158L157 154H156ZM214 156V157H213ZM260 156H261V154H260ZM17 158H18V156H16ZM16 157H15V159H16ZM64 157V156H63ZM153 157V156H152ZM197 157H198V155H197ZM30 158V157H29ZM148 158H150L149 157V155H148ZM196 158V157H195ZM64 159H65V157H64ZM152 159H154V158H152ZM155 159H156V157H155ZM261 159H262V163H261V166H264V154L261 156ZM70 160V159H69ZM162 160V159H161ZM12 161H14V159L12 160ZM18 161V160H17ZM41 161H39V162H41ZM67 161H68V159H67ZM66 161V162H67ZM15 162H16V160H15ZM58 163V164H57ZM65 163V164H64ZM69 163V162H68ZM163 163H164V160H163ZM162 163V164H163ZM210 163V164H209ZM16 164V163H15ZM32 164H34L33 162H32ZM39 165H40V163H38ZM65 165V167L63 166V168L61 167V165ZM207 165V166H208ZM38 165L36 164V167H37ZM43 166H39L38 168H40V167H43ZM67 166V167H66ZM18 167V166H17ZM32 167V166H31ZM59 167H61L60 169H59ZM69 167V168H68ZM72 167V166H71ZM257 167H258V169H257ZM25 168H24V170H25ZM67 168H68V170H67ZM122 168V169H121ZM207 169V168H206ZM206 169H205V172H206ZM40 170H42L41 172H39ZM127 170V169H126ZM26 171V170H25ZM29 171V170H28ZM29 171V173H31ZM73 172H75V169H73L72 170ZM34 173V174H33ZM69 174H70V172H68ZM203 175H206V173H204ZM29 176V178L30 179H28V178H25V177H28ZM82 176H84V175H82ZM36 178V179H35ZM182 180H183V178H181ZM140 180V179H139ZM203 180V181H204ZM213 180V179H212ZM255 180V181H254ZM40 181V180H39ZM85 181V180H84ZM88 181V180H87ZM90 181V180H89ZM241 181V182H240ZM254 181V182H253ZM86 182V181H85ZM192 182H193V180H192ZM191 182V183H192ZM200 184H199V183ZM214 182V181H213ZM252 182V183H251ZM202 183V184H201ZM264 183V182H263ZM6 185V188H7V190L5 189V190H3V185ZM33 184L35 185V186H33ZM83 184V183H82ZM90 184V183H89ZM91 184H92V182H91ZM206 184V185H205ZM208 184V185H209ZM245 184V185H244ZM251 184H253V185H251ZM17 185V188L16 187H14V186H16ZM20 185H22L21 187H20ZM80 185H81V183H80ZM103 185V187H104V184H102ZM193 185V186H192ZM33 186V187H32ZM84 186V185H83ZM90 186V185H89ZM0 187V188H1ZM209 187V188H208ZM239 187V186H238ZM15 188V189H14ZM35 188H37V187H35ZM40 188H41V186L37 189V191L39 190L40 191ZM87 188H88V186H87ZM194 188V189H193ZM83 189H85V188H83ZM187 189V190H188ZM20 190H18V191H20ZM35 190V189H34ZM105 190V189H104ZM217 190V191H216ZM251 190H249L250 192H251ZM5 191V192H4ZM18 191L16 190V192L15 193H18ZM29 191H27V192H29ZM12 192H10V193H12ZM102 192H104V191H102ZM7 193H8V191H7ZM12 193V194H13ZM19 193H21V192H19ZM24 193L25 192H23V196H25L24 195ZM30 193V192H29ZM28 193V194H29ZM37 193V192H36ZM40 193H41V191H40ZM104 193V194H105ZM188 193V194H189ZM27 194V195H28ZM35 194V193H34ZM41 194H43V193H41ZM40 194V195H41ZM74 194V193H73ZM187 194V195H188ZM241 194H243V192L242 193H240V195ZM260 195H255L253 198L255 199V200H257V203H262L263 201H264V187L262 188V190L260 191V193H259ZM6 195V194H5ZM10 195V194H9ZM14 195V194H13ZM12 195V196H13ZM17 196H19V195H21V194H16ZM16 195H14V197L16 196ZM26 195V197H28ZM30 195V194H29ZM39 194H38V197L40 196ZM44 195L45 194H43V197H44ZM186 195V194H185ZM8 195H6L5 196V198L7 197ZM32 198H34V196H36V194L33 196V193L30 195ZM48 195H46L45 197H47ZM103 196V195H102ZM109 196H108V198H109ZM189 196V195H188ZM14 197H7L8 198V200L7 199H5L4 200V202L6 203V200L8 201V203H7V205H9L10 203H11V205H13L12 203H13V201H14ZM37 197V196H36ZM37 197V198H38ZM41 197H42V195H41ZM41 197H39V198H41ZM75 197V196H74ZM104 197H105V195H104ZM3 198H1L2 200H3ZM14 198V199H13ZM32 198H30V199H32ZM36 198V199H37ZM178 198L180 199V200H178ZM188 198V197H187ZM19 199H22V196L19 198ZM18 199V200H19ZM30 199H28L27 198V201L28 200H30ZM35 199V198H34ZM41 199H43V198H41ZM45 199H47L48 200V198H45ZM44 199V200H45ZM11 200H12V202H11ZM47 200H45V201H47ZM110 200V204L112 203V201ZM17 201V200H16ZM16 201H15V203H16ZM19 201H21V200H19ZM18 201V203H16L15 204V206H13L12 208H13V210H11L12 208H11V206H10V210L11 211H14V212H12L11 214H17V211H21V205H22V203H23V199H22V202H19ZM33 201V200H32ZM36 201L37 200H35V203H36ZM39 201V200H38ZM38 201H37V203H38ZM3 202V203H4ZM40 202H41V200H40ZM42 202H43V200H42ZM41 202V203H42ZM21 203V205H19ZM30 203H33V202H31V200H30ZM29 203V204H30ZM36 203V204H37ZM28 204V202H27V205H29ZM6 205V206H7ZM24 205H26V201H25V204L23 203V207L22 208H25L26 206H24ZM31 205V204H30ZM30 205L29 206H27L29 209H30ZM38 205V204H37ZM37 205H35V206H37ZM50 205V204H49ZM112 205H113V203H112ZM6 206H5V204H4V207L6 208ZM44 206V205H43ZM46 206V205H45ZM219 206H222V207H220L221 209H219L218 207ZM228 206L229 207H231V208H228ZM8 208H6V209H8L9 210V206H7ZM33 207V206H32ZM37 207H39V206H37ZM47 208H48V205L46 206ZM114 207V206H113ZM20 208V209H19ZM28 208H26L25 210H27ZM45 208V207H44ZM28 209V211H30ZM33 209L35 210V209H37L36 207H33ZM41 209V208H40ZM40 209H38V211L40 210ZM214 209V208H213ZM7 210V211H8ZM9 210V211H10ZM23 210V212L25 211L24 209H22ZM215 210V209H214ZM223 210V209H222ZM234 210V209H233ZM8 211V212H9ZM10 211V212H11ZM19 211V212H20ZM27 211V213H29ZM223 211V212H224ZM229 211H227V213L226 212H224V214L223 215H221V217H219V219H218V225H220L219 223H221V224H223L222 223V220H224L225 219V217H226V214H228V212ZM19 212H18V214L16 215V217H14V216H12V215H10V217H11V219L10 220H13V222L15 223L16 222V218H17V216H19ZM23 212H22V214H20L21 216H22V218L23 219H25V221L28 219V218H31V220H33V221H35L37 218H38V216H36L35 217V215H38V213H37V210L36 211H34V212H36L35 213V215H34V213L33 212H30L31 214L33 213V219H32V216L31 217H29L28 216V214H27V218H26V216H24L23 217V215L25 214V212H24V214H23ZM222 212V211H221ZM229 212V213H230ZM30 213H29V215H30ZM218 212H217V214H219ZM238 213H240V212H233L232 214H228L229 216H235V217H237V216H239V214ZM241 215H242V218H239V219H232L231 218V220H228V221H231L230 223H232L233 222V224L235 223V224H237V225H241V226H247L248 228H249V226H250V224H252L253 222H255L256 224H257V222H258V220H253V219H250V220H246V219H244V218H246V216H244L242 213H240ZM227 215V216H228ZM8 216H9V214H8ZM76 216H79L78 214L76 215ZM207 216V215H206ZM225 216V217H224ZM15 218V219H13V218ZM80 217H81V219H82V221H83V223L85 222V220H83L84 218L80 215ZM202 217V216H201ZM244 217V218H243ZM21 217H18V220H20V222H18V220H17V223H15V225H17L18 223H21L20 225H21V227H25V224L22 226V223L23 222H21V221H23V220H21L22 219ZM36 218V219H35ZM73 218H75V215L73 216ZM194 218V219H193ZM208 218V217H207ZM77 219V218H76ZM78 219H80V218H78ZM86 220H87V218H85ZM227 219H228V217H227ZM227 219H225L224 220V222L227 220ZM5 220H9V219H5ZM9 220V221H10ZM15 220V221H14ZM29 220V219H28ZM74 219H72V221H73ZM168 220H170V221H174V223L173 222H170V221H168ZM203 220V219H202ZM207 221H208V219H206ZM210 220V219H209ZM0 221H1V219H0ZM81 220H79V223L80 222H82ZM88 221H90V223H91V220L89 219ZM168 223H167V222ZM190 221H192V222H190ZM212 221H214V220H210L209 222H212ZM228 221L226 222V223H228ZM257 221V222H256ZM29 222V221H28ZM27 222V223H28ZM167 224H166V223ZM181 222H182V224H181ZM198 222V221H197ZM261 222V223H260ZM5 223H7V222H5ZM12 222L10 221V223L8 224L9 225V227H10V224H11ZM61 223L62 224H67L68 222L67 221H61ZM73 223V229H75V231H77V230H79V226H78V222H76V221H73L72 222ZM87 223V222H86ZM89 223V222H88ZM89 223V224H90ZM172 223V224H171ZM201 223H202V221H201ZM225 223V224H226ZM260 223V225H258ZM13 224V223H12ZM213 223H211V224H209L208 226H210L211 225V227L213 226V227H215L214 225H212ZM216 224H217V222H216ZM223 224L224 226H230V224ZM232 224V225H233ZM235 224L233 225L234 227H235ZM255 224V225H256ZM258 226L260 227L261 225H264V222L262 223V221L260 220L259 222H258ZM14 225V224H13ZM12 225V229H19V231H21L20 230V228H19V226L20 225H18V226H16L17 228H14L15 227V225L13 226ZM32 226H31V229H32V232H34V234H36V233H38L39 231H40V229H39V227L41 228L42 226H37L36 224H31ZM34 225V226H33ZM80 225V224H79ZM223 225H221V226H223ZM236 225V226H237ZM253 226V224H252V226L253 227H256V226ZM179 226V225H178ZM177 226V227H178ZM232 226V227H233ZM252 226L250 227V232H251V230L253 229L252 228ZM6 227H8V226H6ZM24 227L23 228H21V229H24ZM29 226H27V228H28ZM38 227V228H37ZM156 227H158V228H156ZM218 227V226H217ZM259 227H257V229L256 228H254L255 230H252L253 232V235H254V232H256L257 233V230H258V228ZM204 228V229H203ZM203 231H205V229L207 228V227H204L203 226ZM230 228V227H229ZM9 229V228H8ZM11 229V228H10ZM9 229V230H10ZM29 229V228H28ZM37 229H39V231L37 230ZM43 229V228H42ZM41 229V230H42ZM164 229H166V228H164ZM174 229H176V228H174ZM208 229V228H207ZM8 230V231H9ZM30 230V229H29ZM161 230V229H160ZM163 230V229H162ZM161 230V231H162ZM259 230H263L262 228L260 229L259 228ZM13 231V230H12ZM12 231H10V232H12ZM17 231V233H19L18 232V230H15V232ZM161 231H156L158 234L161 232ZM167 231H169L168 229L167 230H164V231H162L161 232V235H165V233L164 232H167ZM9 232V233H10ZM21 232H23V231H21ZM20 232V233H21ZM41 232V231H40ZM151 232V233H152ZM130 233V234H131ZM147 233V232H146ZM156 233V234H157ZM163 233V234H162ZM168 233V232H167ZM262 231L260 232V236H262V234H264V232L262 233ZM8 234V233H7ZM12 234H14V232H12ZM12 234H11V236H12ZM137 234V235H138ZM149 234V233H148ZM155 234V233H154ZM153 234V235H154ZM9 235V234H8ZM30 235V234H29ZM135 235V234H134ZM163 235V236H164ZM113 236V237H114ZM133 236V235H132ZM149 236V235H148ZM152 235H150V237H151ZM157 236V238H158V235H156ZM264 236V235H263ZM127 237V235L125 236V237H123L122 238V240H124V238H126ZM144 237V236H143ZM159 237H161L160 235H159ZM120 238V239H119ZM144 238H146V239H150L149 237H144ZM152 238V237H151ZM157 238H155V235H154V239H155V241H156V239ZM257 238V237H256ZM263 238V237H262ZM126 239H128V238H126ZM126 239H125V241H126ZM145 239V242L146 241H148V240H146ZM224 239H226V238H224ZM224 239H222V240H224ZM227 239H228V237H227ZM264 239V238H263ZM262 239V240H263ZM14 240V239H13ZM114 240V239H113ZM114 240V241H115ZM132 240V239H131ZM158 240V239H157ZM221 240V241H222ZM230 240V239H229ZM129 241V240H128ZM152 241V243L154 242L153 240H150V242ZM227 242L226 243H230V242H228V240H226ZM144 242V243H145ZM149 242V241H148ZM149 242V243H150ZM190 242V241H189ZM262 242H264V240L262 241ZM121 243V242H120ZM143 243V242H142ZM149 243H147V244H144V248H146L147 250L149 249L148 248V246H150L151 247V245H153V244H150L149 245ZM226 243H224V244H226ZM228 244H226V245H228ZM231 244V243H230ZM229 244V245H230ZM40 245V244H39ZM42 245V244H41ZM41 245H40V247H41ZM43 245H45V244H43ZM42 245V246H43ZM119 245V244H118ZM142 245V244H141ZM147 247H146V246ZM177 245V244H176ZM219 245H220V247H222L223 245H222V242H221V244H217L214 248L215 249H217V246H218V248H220L219 247ZM222 245V246H221ZM228 245V246H229ZM45 246H47V245H45ZM44 246V247H45ZM97 247H99L98 245H96ZM143 246V245H142ZM142 246H140L139 245V243H137V248L139 247H141L142 248ZM175 246V245H174ZM177 246H179V245H177ZM37 247H39V246H37ZM39 247V248H40ZM44 247H42V249H44ZM48 248H49V246H47ZM47 247H45V248H47ZM224 247H227V246H224ZM230 247L231 246H229V248L228 249H224V251H227V253L225 252V254H227V255H229L230 256V258H232L233 256V253H231V251H232V249H230ZM138 248V249H139ZM223 248V247H222ZM221 248V249H222ZM51 249H53L52 247H51ZM221 249H220V251H218V249H217V254H218V252L220 253L221 252ZM229 249H230V251H229ZM41 250V249H40ZM55 250V249H54ZM93 250H95V249H93ZM42 251L43 250H41V253H42ZM47 251V250H46ZM56 251V250H55ZM212 251H214V250H212ZM216 251V250H215ZM44 252V251H43ZM93 252H95V251H92V254L94 255V253ZM163 252V251H162ZM166 252H168V251H166ZM234 252V251H233ZM163 253H165V249H164V252ZM162 253V254H163ZM169 253V252H168ZM196 253V252H195ZM198 253V252H197ZM222 253H223V250H222ZM230 253H231V255H230ZM48 254V253H47ZM96 254V253H95ZM162 254L161 255H157V257H154V258H152V259H154V261H155V263H161V262H163V263H167L166 261L169 259V258H167L168 256H169V254H168V256L166 257L167 258V260H165L166 258L164 257V259L161 257L162 256ZM213 255H217V254H214V253H212ZM221 254V253H220ZM49 255V254H48ZM55 255V254H54ZM78 255V254H77ZM77 255H74V256H76L77 257ZM232 256V257H231ZM69 257H70V255H69ZM79 257V256H78ZM77 257V258H78ZM171 257V256H170ZM235 257V256H234ZM72 258V257H71ZM81 258H84L83 256H81ZM80 258V259H81ZM42 259V258H41ZM72 259H74V258H72ZM83 260V259H82ZM162 260V261H161ZM165 260V261H164ZM75 261H76V259H75ZM72 262H73V260H72ZM169 262H170V260H169ZM169 262L167 263V264H169ZM176 262H178L177 260L175 261V263ZM204 262V261H203ZM203 262L201 261V264H203ZM171 263H173L174 264V258H173V261L171 260ZM182 262H180V264H181ZM207 262H205V264H206ZM228 263H232V262H228ZM134 264V263H133ZM176 264H178V263H176ZM183 264V263H182ZM208 264V263H207Z\"/></svg>",
    "mask_w": 264,
    "mask_h": 264
}]
</instances>
